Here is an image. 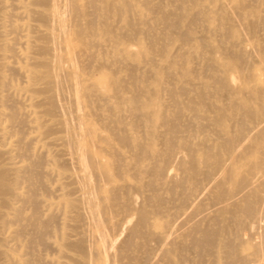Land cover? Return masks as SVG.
I'll list each match as a JSON object with an SVG mask.
<instances>
[{
	"label": "bare ground",
	"instance_id": "obj_1",
	"mask_svg": "<svg viewBox=\"0 0 264 264\" xmlns=\"http://www.w3.org/2000/svg\"><path fill=\"white\" fill-rule=\"evenodd\" d=\"M6 1V0H5ZM21 1V0H20ZM98 1H100V4H101V1L102 0H97V2ZM116 0H103L102 1V6L100 5V7H99V9H97V10H100L101 11V13H99L98 11V14L100 15H102L101 17L102 18H100V20L99 19H97V20H99V23H98V28H96L97 30H96V32H95V27H93V26H97V25H93V23L92 22H95V21H93V19H94V17H96V16H94L93 14V16L94 17H92V15L90 16V14L92 13V12H94V11H89V12H87V13H90V14H88L87 15V13H86V11H85V9L87 8V7H92V6H87V4H89V5H94V7L95 8H97L95 5L96 4H94V3H91L92 2V0H64L63 1V5H62V3H57V2H62V0H32L31 2H30V4L32 3V5L33 6H31L30 4V6L29 7H33V8H31L32 10H33V12H35V13H33V12H31L30 14L33 16V14H35V18H34V16L33 17H30V18H33V20L34 21H36L37 22V24L38 25H35V24H32V20L31 19H29V21L31 22L30 24H31V26L33 25V26H37V27H35V28H37V29H35V30H38V29H40L41 27L43 28V31L40 29V30H38V32L39 31H42V33H40V37L39 36H35V37H37L38 39H40V40H43L44 42H42V41H40V42H42V44L41 43H39V44H34V42H31V41H35V42H37L36 41V38H34V37H31L32 38V40L31 41H29L28 40V42L27 41H25L23 44L22 43H20V41H19V43H17V44H21V46L22 45H24V51H25V54H24V57L23 56H19L18 58L19 59H23V60H25V61H27V63L28 64H26V65H22V66H15V59L17 58V57H15L14 55H7V56H12V59H13V57H15L14 58V62L12 63V61H10V63H12V64H14V65H10V64H8L7 62L8 61H3V60H5V59H3V56L4 55H6L7 54V52H9L10 54L12 53V51H11V49H10V47H11V44H8V43H0V86H3V84H4V82H5V75H4V73H3V70L4 69H6V68H8V70H11L12 69V71H9L8 73H12V72H15V74L14 73H12V75H17L18 73L17 72H19V74H21V76H22V78H23V81H24V83H25V85H23V86H26L27 85V87L25 88L26 89V91H28V92H31V93H41V92H47L48 93V95H46V97H42V98H44V99H42L41 97V99L42 100H38L37 101V103L38 104H35L34 106H36V105H38V106H40L41 104V107H43L42 108V111L40 112V114L41 113H43L44 114V116L48 119V117L47 116H50V117H52V116H58L57 115V113L58 112H61L62 114H63V117H64V115L65 116H68L67 114L69 113H66V111H68L67 110V107H65V105H63V107L60 105V96H61V90H66L67 89V87L66 86H64V87H66V89H64L63 88V85H65V84H63L62 82H63V80H65V77H63V76H61V75H63V72H64V68H65V74H66V76H67V82H68V84H69V90H70V94H68L67 92H65V93H67V95H66V100L68 99V95H71L70 96V100H69V102L71 101V104H72V111H70V115H71V112H73L72 114V117H73V119L72 120H74V124H73V122H72V120H70L69 119V121H71V125L72 126H70L69 124H68V121L66 120V117L65 118H63V117H60V116H58L57 118H59L60 117V121L58 120L57 122H59L58 124H57V122H56V124H57V126H59L60 128L62 127V130H63V132L62 133H64L65 132V134L64 135H66V141H65V144H64V142H62L65 146H67V145H71L72 147H73V151H72V153H73V155H69V156H72V158H71V161H70V158H69V160H63L62 159V161H70L69 163H72L73 165V167H74V169H72L73 167H71V168H69V169H72L73 170V173H67V172H69V171H67L66 173L64 172V174H67L68 176H66V175H64L63 177H67L68 179H70V181H74V182H72V183H74V184H76L77 186H76V190H75V192H76V194L78 195H76L75 196V198H69L68 196H63L62 198H60V199H58V201H55V203H52L51 204V202H50V204H49V207L50 208H48V209H56V210H58L60 213H61V215H62V217L64 218V220H63V222H61L60 223V226H59V228H57V231H56V233H53L54 235V240H52V241H50V243H45V245L44 246H47L48 247V244L50 245V248H54L53 250L52 249H50V248H48V250H51V251H56L57 252V255H58V257H57V259H55V260H53V261H51V262H53L54 264H139L140 262H142L141 260H143V259H141V260H139L141 257L142 258H144L145 256L144 255H148L149 254V252H150V250L151 249H153V248H155V249H158V248H160L161 246L160 245H163V247H161L160 249L161 250H165L166 248H164L165 246V244H160V243H158L159 241L162 243V242H164V240H168V239H172V237H170V238H168V239H165V238H167V237H169V236H173V237H175L176 236V234H177V232H178V234H180L179 232H181L182 234L181 235H186L188 232L187 231H190V230H187V228L185 229L186 231V233H183L180 229H182V228H180L182 225H181V223L179 224V225H181L180 227L177 225L174 229H177V227H179L178 228V231H176V233H174V231L175 230H172L173 231V233L175 234V235H173V233H171V234H167L168 236H165L164 234H166V227L167 226H163L164 224L165 225H167L168 224V222H164V220L165 221H167L166 219H167V217L164 219V220H162L163 222H164V224H162L161 225V221L160 220H158V218L159 217H161L162 216V211L160 210V205H162V203H161V201H162V199H161V197L159 196L160 194H161V191H160V194L158 195L157 193H155V191H153V190H156L155 188H157V187H155L157 184H155L156 182L155 181H157V179L160 177V176H162V175H164V177H166L167 175H169V177H172V176H174V174H169V173H167V171H168V169L169 168H171V164H173V166L174 167H172V168H175V167H177L176 165H175V163L177 164V163H180L179 161L181 160V161H184V159L181 157V156H178V157H180L179 159V161L177 162V161H174L173 162V158L171 159L170 158V156L167 158V155H169V154H175V153H173L172 152V150L173 151H178L179 152V149H181L182 147H180V145H179V149H175V148H173V146L174 145H172L174 142L176 143L177 141V139L178 138H176L177 136H175L174 137V135L176 134L175 132L177 131V129L179 128V124H177L178 125V128L176 127V124L175 123H178V122H180V121H177V119H179L180 117V114H179V112L178 111H174V110H176L173 106H171V107H173L174 109L172 110V111H174V112H172V111H170V112H168L167 114H169V113H173L172 114V121H168V120H171V118H165V113H163L164 111H163V109H167L166 107H162V105L164 106V104L161 102V100H163V98H168L167 97V95H168V92H166L164 95H162L163 97H161L160 95L162 94H160L159 92H161L160 90H162V89H164V88H162V89H159V87H160V85L162 86V87H165V85H163V83H162V81L164 82V84H165V82H168L169 83V81L171 82V80L172 81H175V80H173V77H174V74H178L179 76L178 77H180V78H182V79H180L179 81L178 80H176V81H178V82H180V83H178V82H176L177 84H181V88H179V86H178V89H177V87L176 86H174V87H176V91L179 93V97H177V98H179V99H182L181 101L180 100H178V101H180V102H176L175 103V106L179 103V104H181L182 103V101H185V99H183L182 98V96L184 97L185 95V97H188L187 99V107L189 108V109H187V107L186 108H181L182 110H184V109H187V110H190V112H193L192 114L193 115H195V117H198L199 118V120H196L197 122L198 121H201V122H198V123H196V121H195V123H191V124H197V127H198V129H199V131H201V132H204V133H210L209 135H211V134H213V135H216L217 137H218V135H220V136H227V133L229 132L228 131V128H230V126L228 127V124H227V122H228V119L231 117L230 116V113L231 112H233V113H241V115L244 117V119H249V121H250V119H252V118H260V117H262L261 115L263 114L264 115V108H262V109H260L261 107L260 106H256V107H260V108H258L257 110H253V108L251 109V104H253V103H255V101H254V99H253V103L252 102H250L249 101V99H250V97H248V101L251 103H249L248 101H246V105L248 106V105H250L249 106V108L251 109V111H247L246 110V108H245V98H244V96L242 95V88H239V89H237L236 88V90H237V96H239V100L237 101V103L234 105L232 102H233V100L234 99H230L231 98V96H233V95H229L230 97H229V99L230 100H232V107H231V110L229 109L230 107H228V109L227 108H222V105H218V103H219V99H221V97H226V98H228L227 97V95L228 94H230V93H232V91H233V89H235V87H234V75L236 74V73H238V70H239V68H240V63L242 62H240V58L237 56V55H234V56H232L231 54H227V53H225L222 57L224 58H217V56H216V54L218 53L219 54V56L221 57V55H220V53H219V51L217 52V50L218 49H220V48H222V47H224V46H221L220 48L218 47V46H216V47H211L210 46V48L211 49H207V47H206V45L205 44H203V43H197V42H194L193 41V39H194V35H196L195 33H200V31L199 32H196V30L195 31H193L194 30V28L193 27H195L196 28V26H193L194 25V21H198V20H195V17H196V14H194L195 13V9L193 10L194 11V13L192 12V10L191 11H188L186 8H185V3L187 2V1H189V0H176V2H178V1H181V4H180V2H179V4H180V6L179 5H177L175 2V4L174 3H172V7H177V9L175 10V11H177V10H179V12L177 11V12H175V11H173V9L174 8H171L172 9V11H171V9H169L167 6L168 5H166L165 7H167L166 9L165 8H162L161 6H164L166 3H164V5H162V4H160V2H159V5H161L160 7L162 8V9H164V10H161V9H158V7H159V5H158V7H156V5L154 6V5H152L153 4V0L152 1H150V3H151V5L150 4H148L149 2H147V0H141V1H144V2H142V3H145L143 6H145V7H143V8H146V10L147 11H149V13L151 12V14H149V16L150 15H154L153 13H154V11H156L155 13V15L157 16V15H160L159 16V19L157 20V19H154V21L155 22H157L158 21V23H159V21H160V23L162 22L163 24H165V26H163V24H161V26H163L164 28L166 27V29H164L162 32H166L165 30H167V32L166 33H164V34H166V36L164 35L163 36V38L165 39V37H166V40L163 42L161 39H162V35H163V33L161 34V42L162 43H165L164 45H166L165 46V48L167 47V48H170L171 46H168V44H166V43H168V42H166V41H169V40H167V39H170L169 37L170 36H176L175 38H177L178 39V41H180V43L182 44L181 46H186V45H188L187 47H189V48H183V50L185 49H187L186 51H183L184 53H182V52H180V51H182V50H180L179 51V53L178 54H174L175 55V57L173 58V59H171L172 57H170V55L168 56V58L169 59H171V60H169V59H167L168 61H167V64H168V66H165L166 68L168 67V69H167V76L168 77H170V78H172V79H170V78H168L169 79V81H166V79L163 77L164 75L162 74H153V73H151V72H149V69H148V72H147V69L146 68H144L145 70H146V75H148V73H150V74H153V76H150V75H148L149 76V79H150V77H152V81L154 82L153 84H154V87L153 88H149V87H147V86H144L143 85V83H145L146 81H148V79L147 80H145L144 81V79H146V78H148V76L146 77V78H144V79H137L135 76V78H133V82H132V84L131 83H129V82H127V83H121V82H123V81H121L122 79H120V77H118V76H116L115 75V73L116 72H119L121 69H120V67H118V68H116L115 67V70H113L114 68L112 67V68H110L111 66H109V64H110V62L112 61V62H117V61H119V64H121V63H124V62H120L123 58H127V57H132V62L133 61H135L136 63H139L140 61H142V60H145V57H146V53L148 52H151V51H154V50H151V51H148L149 49V45H147L148 43L147 42H151V39H149V37H147L148 35H146V37H143L142 35H144V34H139V32H142V33H145L146 32V30H144L143 31V29L142 30H140L139 28L140 27H142V28H144L145 26L144 25H142V24H145V25H147V26H149L148 24H147V22L149 21V20H151V18L150 17H153V18H155L154 16H150V17H147V20L148 21H146V23H144L145 21H141L140 19V21L141 22H143L142 24H141V22L140 21H138L137 19H136V21L137 22H140V24L138 25V24H136V25H138V29H139V31H138V35L137 36H142L141 38L142 39H144V38H146V40H144L145 41V43H146V45L144 44H142V43H139V44H137L135 41H132L131 42V40H133V38H131V40H129L130 38H128V39H126V38H123V39H125V40H127V42H128V40H129V42L130 43H136L137 45H138V48H137V50L134 52H131L132 50H130V51H128L127 49H124V48H122V46H120L119 48H116V47H118V45H116L113 49L112 48H110L109 46L106 48V49H108L109 48V50L110 49H112V51H110V53L108 52V50H107V52L109 53V58H107V56H105V55H103V53H101V52H99V53H97V54H93L94 55V57H95V64H94V66H92V67H90L89 65L92 63V62H90L89 64L87 63V61H85L86 59H84L83 58V55L84 56H86L85 54H90V53H86V46L87 45H89L88 43H87V38L90 36V35H92L91 37H95L93 34H96V33H98V35L97 36H99V38L97 39L96 38V40H99V42H101L100 41V39H102V41H104V42H107V44H109L108 42H111V43H113V44H115L116 43V41H111L112 39H109V38H112V37H107V38H105V36H110V34H113V36H116V34H114V30H112V32L113 33H111V29L110 28H112V27H110V26H112V24H114V23H112V21L113 20H111L110 21V23H112L111 25H110V23L109 24H107V19L109 18H112V16H116V15H112L111 17H109L108 15L110 14V13H115V12H118V11H121V12H123V11H127L128 9H135V4L134 3H131V2H129L128 0H123V2L122 1H120V0H117V3L115 2ZM118 1H120V2H122L121 4H119L118 3ZM135 1V0H134ZM138 0H136L135 2H137ZM141 1H139L140 3H141ZM157 1V0H156ZM169 1H171V0H169ZM193 1H195V0H193ZM197 1V0H196ZM202 1H204V0H201V2ZM208 1H210V0H208ZM218 1H220V0H218ZM217 1V2H218ZM223 1V0H222ZM225 1V0H224ZM228 2H230L229 0H227ZM237 1V4H236V6H235V8L233 7V9H234V11H236V12H238L239 14H240V16H241V18H239V20H238V16L239 15H237V13H235L236 14V16L237 17H235L234 16V11H233V9L232 10H228L229 12H233L232 14L233 15H231V14H227L226 13V10L224 9V7H223V9L221 8L219 11H211V13H213V14H208V13H206L207 14V16L206 15H202V18L205 20V21H207V22H210V24L212 25V29L211 28H209V26H208V28H206V26L204 27L205 28V30H204V28H202L203 29V31H208V30H206V29H210L211 31L210 32H217L216 30H221V35H223V34H227L228 36H233V35H236L237 34V37H238V34H239V36H241L240 35V32L238 31V30H242V28L241 29H237V31L239 32V33H237V31H236V29H234V27H233V25H236L237 23H235V22H238V23H241V22H239V21H242V25L245 27V29H243V30H246V32L248 33V34H251V35H253V34H255L254 32H255V26H256V23L258 22V23H264V16H261V15H259L260 13L257 11V10H255L254 11V8H252L251 6V8L249 9L248 7H249V5L251 4V5H253V3L251 2V3H249V5H248V3H246L244 0H236ZM243 1H244V3H243ZM255 1H257V0H255ZM254 1V2H255ZM260 3H258L259 5H257V7L259 6H261L262 8H263V12H264V0H258ZM257 1V2H258ZM0 2H1V0H0ZM3 2V1H2ZM139 2H137V3H139ZM166 2V1H165ZM171 2H173V1H171ZM207 2V1H206ZM12 2H10V4H11ZM155 3V2H154ZM162 3H163V1H162ZM204 4H208V6H211V5H213V3H214V1L212 0V4H209V3H205V2H203ZM220 3H221V1H220ZM25 4V3H24ZM131 4H134V5H132L131 6ZM155 4H158V1L155 3ZM171 4V3H170ZM192 4H195L194 2L192 3ZM1 6H3V9L5 10V7H4V4H0ZM34 5H36L38 8H36ZM99 5V4H98ZM141 5L142 4H140V7H141ZM174 5V6H173ZM197 5H199V4H196L195 5V8H196V6ZM256 5V4H255ZM6 6H8V5H6ZM12 7H15L14 5H11ZM39 6H41V7H43V10H42V8H39ZM85 6H86V8H85ZM131 6V7H130ZM178 6H179V8H178ZM192 6V5H191ZM207 6V7H208ZM214 6V5H213ZM216 6H217V4H216ZM216 6H214V7H211V8H217ZM229 6V5H228ZM171 7V6H170ZM198 7V6H197ZM200 7V6H199ZM258 7V8H259ZM1 9H2V7H0ZM17 8H19V6L17 7ZM17 8H15V9H17ZM34 8H36V9H38V11L36 10H34ZM230 9H231V7H229ZM2 9V10H3ZM30 8H28V10H29ZM40 9H41V11H40ZM89 9V8H88ZM94 8L92 7V8H90L89 10H93ZM203 10H204V8H202ZM201 8H200V10H201V12L203 11ZM248 9V10H247ZM252 9V10H251ZM13 10V9H12ZM11 10V11H12ZM45 10V11H44ZM145 10V9H144ZM144 10H142V12L144 11ZM146 10L144 11V12H146ZM166 10H168V11H166ZM196 10H198V9H196ZM199 10V11H200ZM251 10V11H250ZM29 11H31V10H29ZM135 11H137V10H135ZM206 11V10H205ZM210 12V10H207L206 12ZM3 11H1L0 12V14L2 13ZM120 12V13H121ZM128 12H129V10H128ZM128 12L126 13V14H128ZM201 12H199V13H201ZM204 12V11H203ZM261 12V11H260ZM263 12H262V14H263ZM9 13V12H8ZM11 13V12H10ZM33 13V14H32ZM67 13V17H65V14ZM95 14H97L96 12H94ZM131 14H129V18H131L132 16V11L130 12ZM140 13V12H139ZM12 14H13V12H12ZM119 14V13H118ZM117 14V15H118ZM126 14H124L125 16H127ZM135 14L137 15L138 14V11L137 12H135ZM147 14H148V12H147ZM15 15V14H14ZM21 15V14H20ZM30 15V16H31ZM124 15H122V16H124ZM139 15V14H138ZM144 14H142L141 16H143ZM146 15V14H145ZM209 15H212V16H209ZM234 16L233 18H234V23L233 24H231V20H230V18L229 17H231V16ZM87 16L89 17H92V20H88V19H90V18H87ZM141 16H138V17H141ZM148 16V15H147ZM15 17H17V16H15ZM22 17V16H21ZM25 17V16H24ZM98 17V16H97ZM106 17H108V18H106ZM118 17V16H117ZM121 16H119V18H120ZM137 17V16H136ZM7 18H9V20H10V18H11V16H9V17H7ZM118 18V19H119ZM129 18H127V19H129ZM198 18H199V16H198ZM0 19H1V15H0ZM5 19V18H4ZM108 19V20H109ZM117 19V18H116ZM118 19H117V21H118ZM143 19H144V16H143ZM202 19V20H203ZM237 19V20H236ZM241 19V20H240ZM115 20V19H114ZM120 20V19H119ZM130 20V19H129ZM134 20V19H133ZM153 20V19H152ZM202 20H201V24H202ZM4 21V20H3ZM8 20H6V21H4V22H7ZM14 21V20H13ZM28 21V22H29ZM117 21H114V22H117ZM128 21V20H127ZM135 21V22H136ZM154 21H152V22H154ZM200 21V20H199ZM197 22V23H199L200 24V22ZM35 22V23H36ZM97 22V21H96ZM120 22V21H119ZM135 22H131V23H135ZM151 21H149V23H150ZM151 22V23H152ZM182 22L184 23L183 25L185 26L184 28V31H182L181 29H179L178 30V27L179 28H181V27H183V25H181V27L180 26H178V25H180V24H182ZM204 22V21H203ZM22 23V22H21ZM26 23V22H25ZM34 23V22H33ZM118 23V22H117ZM125 23V22H124ZM127 23H129V25L131 24L130 22H127ZM127 23H125V25L127 24ZM150 23V24H151ZM158 23H156L155 25H157ZM159 23V24H160ZM261 23V24H262ZM4 24V23H3ZM10 24H12V23H10ZM29 24V25H30ZM108 25H110V26H108ZM115 25H119V29L121 28H125L126 26H121L120 25V23H118V24H116L115 23ZM122 25H124V24H122ZM128 25V24H127ZM128 25V26H129ZM132 25H135V24H131V26L130 27H132ZM153 24H151L150 26H152ZM8 26V25H7ZM30 26V27H31ZM114 26V25H113ZM121 26V27H120ZM146 26V27H147ZM158 26H160V25H158ZM193 26V27H192ZM259 26H260V24H259ZM130 27H129V29L126 27V29H128V30H125V29H123L124 31H132L131 33H129V34H134V32H133V30H130ZM157 27V26H156ZM156 27H152L153 28V30H155V29H157ZM163 27H161L162 29H163ZM201 27V26H200ZM264 27V26H263ZM263 27L261 26V28H259L260 30H263ZM34 28V27H33ZM116 28V27H115ZM135 28V27H134ZM134 28H132V29H134ZM155 28V29H154ZM216 28V29H215ZM236 28V27H235ZM258 28V27H257ZM20 29V28H19ZM112 29H114V28H112ZM120 29V30H121ZM150 29V28H149ZM259 29H257V30H259ZM14 30V29H13ZM13 30H10V31H13ZM117 30V29H116ZM123 30H121L123 33H125ZM136 31H137V29H135ZM148 30V29H147ZM150 30H152V29H150ZM159 30V29H158ZM197 30H198V28H197ZM213 30H215V31H213ZM243 30L241 31V34H242V32H243ZM9 31V33H12V32H10ZM121 31H119L118 30V32H117V34H120V32ZM193 31V32H192ZM20 32V31H19ZM29 33L30 32H32L31 30H29L28 31ZM148 32H150V31H148ZM156 32V31H155ZM209 32V31H208ZM209 32V33H210ZM259 33H260V31H258ZM257 31H256V33H258ZM5 33V30H4V26L2 25V24H0V38L1 37H4L3 36V34ZM18 32H16V34H17ZM27 33V32H26ZM29 33H27V34H29ZM33 34H35L34 32H32ZM127 33V32H126ZM125 33V35H128V33L126 34ZM151 33H153L154 34V32L152 31ZM156 33H158V32H156ZM219 33H220V31H219ZM263 33H264V30H263ZM13 34H15V33H13ZM16 34H15V36L14 37H16L14 40H16L17 39V36H16ZM31 34V33H30ZM36 34H38V33H36ZM147 34V33H146ZM153 34L151 35L152 37H154L153 36ZM191 34H194L193 36L191 35ZM215 34H218V33H215ZM260 34H262V33H260ZM7 35H9V34H7ZM6 35V36H7ZM32 35V34H31ZM30 35V36H31ZM121 35H122V33H121ZM120 35V36H121ZM136 35V33L134 34V35H131V36H135ZM150 35V34H149ZM158 35H160V33H158ZM118 36V35H117ZM119 36V38H121ZM123 36V35H122ZM199 36H202L201 34L199 35ZM214 36V35H213ZM224 36V35H223ZM11 37H13V36H11ZM58 37V39H60L61 40V44H60V42H59V45H61L60 46V50H59V48L57 47L58 46V44L55 46V48L57 47L58 48V51L60 52L59 54H57V56H53L54 54H56V53H58V52H53V53H49L50 55H52V57L51 58H44V57H42V58H44L43 60L39 57L38 58V56H44L46 53H48V51L49 50H51V49H49V47H47L46 45H50V43L52 44V45H55V40H56V38ZM91 37H89V38H91ZM125 37V36H124ZM128 37H130V36H128ZM136 37V36H135ZM159 37V36H158ZM203 37H205V34L202 36V38ZM249 37V36H248ZM256 37H259V40L262 38H264V34H263V37H261V35H259L258 34V36L256 35ZM5 38V37H4ZM35 40H34V39ZM114 38V40H115V38L116 37H113ZM118 38V37H117ZM118 38V39H119ZM151 38V37H150ZM174 38V37H173ZM175 38L173 39V41H175ZM199 38H201V37H199ZM215 38V37H214ZM219 38H222V37H220L219 36ZM244 38H245V35H244ZM255 38V37H254ZM2 39V38H1ZM5 39H8V38H5ZM147 39H149V40H147ZM153 40L155 39V38H152ZM158 39V38H157ZM163 39V40H164ZM208 39V38H207ZM233 39H234V37H233ZM235 39H237V38H235ZM240 39V38H239ZM262 39H261V43H262ZM117 40V39H116ZM120 40H122V38L120 39ZM135 40V39H134ZM139 42H140V40L139 39H137ZM195 40V39H194ZM213 41H215V43H216V40L215 39H212ZM211 40V41H212ZM226 40V39H225ZM227 40H229V39H227ZM241 40H243L242 38H241ZM241 40H238V42L239 41H241ZM247 39H245V40H243L242 41V43L244 42V43H246L245 41H246ZM249 40H252L251 38L249 39ZM256 40H258V39H256ZM4 41V40H3ZM2 41V42H3ZM57 41V40H56ZM143 41V40H142ZM143 41V42H144ZM147 41V42H146ZM155 41V40H154ZM154 41H152V42H154ZM177 41V42H178ZM192 41V42H191ZM199 41H201L200 39L198 40V42ZM207 41H209V40H207ZM236 41V40H235ZM253 41L255 42V40H252V42L251 41H249V42H251V43H253ZM1 42V41H0ZM7 42V41H6ZM14 42H16V41H14ZM39 42V41H38ZM115 42V43H114ZM118 42V41H117ZM120 42H123V43H126V42H124V41H120ZM158 42H160V41H158ZM161 42H160V45L162 46V44H161ZM229 42H230V40H229ZM238 42H236V44H239ZM248 42V41H247ZM257 42H259L260 43V41H257ZM263 42H264V40H263ZM32 43L34 44V45H32ZM46 43H49V44H46ZM98 43V42H97ZM119 43V42H118ZM134 43V45H136ZM156 43V42H155ZM171 43H172V37H171ZM170 43V44H171ZM176 43V42H175ZM179 43V42H178ZM177 43V44H178ZM206 43V42H205ZM211 43V42H210ZM260 43V44H261ZM14 44V43H13ZM46 44V45H45ZM100 44H102V43H100ZM169 44V45H170ZM176 44V45H177ZM241 44V43H240ZM264 44V43H263ZM15 45V44H14ZM14 45H12V46H14ZM52 45H51V47H52ZM99 45V44H98ZM122 45H124V44H122ZM150 45H151V43H150ZM156 46H158L157 44H155ZM175 45V46H176ZM216 45H217V43H216ZM242 45V44H241ZM249 45H253V44H249ZM249 45H248V47H249ZM90 46H94V45H91L90 44ZM90 46H88V47H90ZM105 46H107L106 45V43H105V45H101V47H105ZM151 46H153V47H155L154 46V44H152ZM160 46V47H161ZM254 46L255 45H253V48H254ZM259 46H264V45H259ZM111 47H113V46H111ZM137 47V46H136ZM91 48V47H90ZM121 48V49H120ZM171 48H173V46L171 47ZM179 48V47H178ZM178 48H173V49H178ZM181 48V49H182ZM225 48V50H230V49H227L226 47H224ZM229 48V47H228ZM238 48H239V46H238ZM237 48V49H238ZM240 48H243L242 46H240ZM239 48V49H240ZM255 48H256V46H255ZM257 48H258V45H257ZM262 48V47H261ZM12 49H14V48H12ZM16 49V48H15ZM91 49H93V48H91ZM96 49V48H95ZM93 50L94 52H97L96 50ZM155 49H157V47H155ZM164 49V47L162 48V50ZM231 49H232V47H231ZM235 49V48H234ZM234 49H232L233 51H234ZM237 49H235V50H237ZM238 49V50H239ZM247 49H249V48H246V50ZM250 49H252V47L250 46ZM259 49V48H258ZM258 49H256L257 51H258ZM20 50V49H19ZM86 50V51H85ZM158 50V49H157ZM156 50V51H157ZM162 50H160V51H162ZM165 50V49H164ZM168 50V49H167ZM220 50H222V49H220ZM243 50L244 51H246L244 48H243ZM254 50V49H253ZM260 50V49H259ZM21 51V50H20ZM53 51H55V50H53ZM93 51H89V52H92L93 53ZM155 51V52H156ZM159 51V50H158ZM157 51V52H158ZM170 51V50H169ZM169 51H167V52H169ZM175 50H172L171 51V53H173ZM241 51V53H244V51L242 52V49L240 50ZM15 52H18L17 51V49L15 50ZM52 52V51H51ZM155 52H152L153 54H157V52L155 53ZM162 52H165V51H162ZM203 52H206L207 54H208V57H206V58H202L201 59V63L202 64H205V66L203 67V68H205L206 69V67H208V68H211V69H209V70H211L210 72L213 74V72L212 71H215V70H217V71H221L222 72V74L223 75H220V76H218L219 78H217V77H214L213 75L212 76H210V72L208 71L207 73H210L209 74V76H208V74H204L208 79H210V80H212V82H211V84L209 83V82H205V81H203V80H201V82L199 83V84H197V85H194V86H192V84H190L191 83V80H192V78H194L193 77V72H195V71H198L199 73H200V71H203L204 69H202V70H195V71H193L192 72V69L191 68H193L192 66H191V64L192 63H194L193 61H196L197 63H200L199 61V57L200 56H202V54H203ZM225 52H227V51H225ZM231 52V51H230ZM247 52L248 51H246V53L245 54H247ZM249 52H250V50H249ZM248 52V53H249ZM255 52V51H254ZM19 53V52H18ZM85 53V54H84ZM105 53V52H104ZM147 53V54H148ZM151 53V54H152ZM175 53V52H174ZM205 53V54H206ZM232 53V52H231ZM251 53V52H250ZM250 53L248 54V56L247 55H245V56H247V57H245L246 59H248L249 58V56L250 57H253V56H251L250 55ZM21 54V53H20ZM31 54H35V56H37V57H34L33 55H31ZM106 54V53H105ZM151 54H148V55H151ZM163 54V53H162ZM166 54V53H165ZM261 56H259V55ZM258 54H257V52H256V56H257V58H259V63H258V61H257V63L258 64H260L261 62H263L264 60V47L258 52ZM21 55H23V54H21ZM47 56H49L48 54H46ZM92 55V54H91ZM90 55V56H91ZM93 55H92V57H93ZM173 55V54H172ZM171 55V56H172ZM173 55V56H174ZM243 54H241V56H242ZM243 55V56H244ZM152 56V55H151ZM151 56H147V58H148V60L150 59L151 60ZM158 56H162L160 53H158ZM259 56V57H258ZM93 57V58H94ZM155 57L157 58V55H155ZM203 57H204V55H203ZM230 57V58H229ZM3 60H2V59ZM4 58H6V57H4ZM8 58V57H7ZM86 58V57H85ZM162 58V57H161ZM196 58V59H195ZM260 58H263L262 59V61L260 62ZM11 59V60H12ZM131 59V58H130ZM255 59V58H254ZM254 59H251V61L253 60V62L256 60H254ZM85 61V63H84V61ZM123 60H125V59H123ZM129 60V59H128ZM147 60V59H146ZM152 60L153 61H158V60H154L153 59V56H152ZM199 60V61H198ZM244 60V59H243ZM160 61H163V60H159V62ZM246 61V60H245ZM244 61V62H245ZM22 62V61H21ZM89 62V61H88ZM125 62H126V60H125ZM148 63L150 62V61H147ZM152 62V61H151ZM247 62V61H246ZM18 63V62H17ZM128 63V64H127ZM136 63H134V64H136ZM142 63V62H141ZM158 63V62H157ZM200 63V64H201ZM249 63H251L250 62V59H249ZM255 63H256V61H255ZM76 64V65H75ZM116 64H118V63H114V64H112V66H120V65H116ZM129 63V61L128 62H126V64H124V65H128V66H132V64H130ZM144 64V63H143ZM150 64V63H149ZM149 64H147L148 66H149ZM153 64H156V63H152V64H150V67L149 68H153L154 69V67L153 66H155L156 67V65H158V64H156V65H153ZM164 64V63H163ZM165 64H166V61H165ZM194 64H196V63H194ZM193 64V65H194ZM246 64H248V63H246ZM245 63H244V67H248L247 65H246ZM249 65V64H248ZM252 65V64H251ZM250 65V66H251ZM254 65H256V64H254ZM109 66V67H108ZM128 66H123L122 68H125V70H132V69H134V68H132V69H130V68H128L127 69V67ZM249 66V67H250ZM263 66H264V64H263ZM262 66V67H263ZM16 67V68H15ZM133 67H135L136 69H138L137 67V65L136 66H134L133 65ZM165 67H163V68H165ZM241 67L243 68V65H241ZM248 67V68H249ZM252 67V66H251ZM254 67V66H253ZM142 68V67H141ZM141 68H140V70H141ZM157 68V67H156ZM154 69V70H152L153 72L154 71H156V70H159L158 68L157 69ZM159 68H161L160 66H159ZM194 68L196 69V67H195V65H194ZM202 68V67H201ZM208 68L206 69V70H208ZM241 68V69H242ZM245 68V69H246ZM86 69H89V70H91V73H96V72H98V73H102L104 76H106L107 78H108V82H109V85L108 86H106L107 88H100V87H98V86H96L95 85V83L94 82H91V81H93V80H95V79H91L89 76H88V79H87V81L89 80V79H91V83H94V84H91V85H89V83L87 82L86 84L84 83V81L86 82V78L84 79V77H83V75L86 73V72H88V71H86ZM116 69H120L119 71L117 70L116 71ZM239 70L240 72H242L243 70ZM250 69V68H249ZM256 69H261V68H256ZM247 70V69H246ZM246 70H245V72H246ZM252 70V69H251ZM262 70V69H261ZM5 71H7V70H5ZM86 71V72H85ZM122 71V70H121ZM144 71V70H143ZM217 71H215V72H217ZM219 71V73H221ZM256 71V70H255ZM255 71H247L248 72V74L249 73H251V74H249V79H251L250 78V75L252 76V73H255ZM258 71V70H257ZM123 72V71H122ZM129 73H130V71H128ZM133 72V71H132ZM158 72V71H157ZM160 73L161 72H163V70H161L160 69V71H159ZM158 72V73H159ZM214 72V73H215ZM246 72V73H247ZM259 72H262V71H260L259 70ZM17 73V74H16ZM97 73V74H98ZM119 73H121V72H119ZM133 73H138V72H136V71H134ZM243 73H244V71H243ZM242 73V74H243ZM256 73H258V72H256ZM122 74H124L125 75V77H127V73H126V71H124V73H122ZM131 74V73H130ZM144 74H145V71H144ZM144 74H143V76H140V75H142V74H139L138 73V78H140V77H145L144 76ZM201 74H203V72L201 73ZM241 74V73H240ZM261 74V73H260ZM263 74H264V72H263ZM263 74H261V75H263ZM87 73H86V77H87ZM90 75H92V74H90ZM96 75V74H95ZM129 75V74H128ZM131 75H133V74H131ZM130 75V76H131ZM135 75V74H134ZM169 75H173L172 77L171 76H169ZM197 75V74H196ZM239 75V74H238ZM245 76H243V77H246L247 75L246 74H244ZM254 76L256 75V74H253ZM258 75V74H257ZM11 76V74L10 75H8L7 77H10ZM17 76H20V75H17ZM198 76H199V74H198ZM198 76H196V78L197 79H199L198 78ZM237 76V75H236ZM235 76V77H236ZM240 76H242V75H240ZM61 77H63V78H61ZM99 77V76H98ZM121 77H123V75H121ZM257 77V76H256ZM259 77V76H258ZM257 77V78H258ZM11 78V77H10ZM15 78V76L13 77V79ZM100 78V77H99ZM129 79L131 78V77H128ZM164 78V79H163ZM167 78V77H166ZM239 78V80H240V77H238ZM248 78V77H247ZM247 78H245V82H246V79ZM263 78H264V75H263ZM262 78V82H264V79ZM63 79V80H62ZM125 79H127V78H125ZM135 79V80H134ZM177 79V78H176ZM195 79V78H194ZM237 79V78H236ZM259 79V78H258ZM62 80V81H61ZM105 80V79H104ZM128 80V79H127ZM165 80V81H164ZM181 80H183V82L181 81ZM243 80V79H242ZM17 81V80H16ZM251 80H249V82H250ZM7 83L9 82V80H7L6 81ZM65 82V81H64ZM97 82H99V81H97ZM106 83H108L107 81H105ZM183 84H182V83ZM213 82H214V84H213ZM240 82V81H239ZM254 82V81H253ZM262 82H259L258 84H262V85H264ZM150 83H152V82H150ZM172 83V82H171ZM170 83V84H171ZM9 84V83H8ZM21 84H23V83H21ZM67 84V85H68ZM129 85V84H131V86H133L132 88H130V91H128L127 92V89L123 86V85ZM148 84H149V82H148ZM173 84V83H172ZM185 84L186 85H188V86H190L191 85V87H194V88H191V89H194V91H193V94L191 93V98H190V96H189V93L187 92V91H190L189 90V87L188 86H185ZM246 84L248 85V82H246ZM254 84V83H253ZM15 85V84H14ZM17 85H18V82H17ZM94 85V86H93ZM99 86H101V85H104V84H98ZM146 85V84H145ZM174 85V84H173ZM173 85H168V87H170V86H172L173 87ZM184 85V86H183ZM261 85V86H262ZM20 86V85H19ZM130 86V87H131ZM138 86V89L137 90H133V88H135V87H137ZM244 86V85H243ZM255 85H253V86H251V87H254ZM4 88H7V87H5V86H3ZM13 88H14V86H12ZM11 87V88H12ZM16 88H17V86H15ZM168 87H166V89L168 88ZM172 87H170V88H172ZM250 87V86H249ZM249 87H243V89H245V88H248L249 89ZM257 86H255V88H256ZM264 87V86H263ZM263 87H261V88H263ZM63 88V89H62ZM169 88V89H170ZM258 88V87H257ZM261 88H259V90H261ZM21 89H23V88H21L20 87V90ZM252 89V88H251ZM9 90V89H8ZM255 90V89H254ZM256 90H258V89H256ZM258 90V91H259ZM3 91V90H2ZM17 91V90H16ZM173 91L174 90H172V89H170V94L172 95V94H175V97H173V95H172V100H174L173 102L171 101V98H168L169 99V102L171 101L172 103H174L175 102V99H177L176 98V94H177V92L175 93H173ZM253 91V90H252ZM263 91V90H262ZM5 92H6V89H5ZM13 92H15V91H13ZM63 92V91H62ZM110 92H112V94L110 93ZM181 92H182V94L183 95H181ZM192 92V91H191ZM255 92H257V91H255ZM254 92V93H255ZM18 93H19V90H18ZM47 93H45V94H47ZM188 93V94H187ZM247 93H248V90H247ZM253 93V92H252ZM260 93V91L258 92V94ZM8 94H10V93H8ZM160 94V95H159ZM168 95L169 97L171 96V95ZM185 94V95H184ZM256 95H254L255 96V98L257 99V98H262L261 97V95L259 94V96H258V94L257 93H255ZM261 94H264V91H263V93H261ZM193 95V96H192ZM250 95V94H249ZM42 96H44V95H42ZM63 96H64V94H63ZM95 97V100L94 101H91L90 99L91 98H89V97ZM165 96V97H164ZM180 96H181V98H180ZM243 96V97H242ZM246 96V95H245ZM263 96V98H264V95H262ZM11 97H13V96H11ZM224 97V98H225ZM111 98L113 99L114 98V100H111ZM253 98V97H252ZM252 98H251V100H252ZM262 98V99H263ZM13 99V98H12ZM33 99H35V98H33ZM89 99V100H88ZM161 99V100H160ZM1 100H3V99H1ZM7 100H9V99H7ZM6 100V101H7ZM18 100V99H17ZM36 100V99H35ZM62 100H65V99H62ZM61 100V101H62ZM65 100V101H66ZM228 100V99H227ZM259 100V99H258ZM257 100V101H258ZM10 101V100H9ZM164 101H166V99H164ZM221 101V100H220ZM13 102H15V98H14V101ZM23 102V101H22ZM21 101H20V103H22ZM33 102H35V101H33ZM39 102H40V105H39ZM69 102H68V104H69ZM97 102V103H96ZM169 102L167 103V102H165V103H167L166 105H168L169 104ZM221 102H225V99H222V101ZM227 103L226 104H228V103H230L229 102V100L228 101H226ZM235 102V101H234ZM184 103L185 102H183V106L182 107H185V105H184ZM223 103H221V104H223ZM258 103H260V102H258ZM258 103H257V105H258ZM4 104H6V103H4ZM9 104V103H8ZM7 104V105H8ZM15 104V103H14ZM32 104H34V103H32ZM66 104V103H65ZM186 104V103H185ZM9 105H12V103L11 104H9ZM224 105V104H223ZM229 105H231V104H229ZM228 105V106H229ZM254 105V104H253ZM6 106V105H5ZM221 106V107H220ZM2 107V106H1ZM8 108H9V106H7ZM6 107V108H7ZM10 107H12V106H10ZM22 107V106H21ZM65 107V108H64ZM123 107H127L128 108V110H130L131 112H127V116H128V114L129 115H131V117L133 116V115H135L134 116V119H132V120H130V121H125V118L123 117V114L126 112V110H124V108ZM181 107V106H180ZM225 107V106H224ZM226 107H227V105H226ZM15 108H16V106H15ZM14 108V106H13V108H11V109H14V112L13 113H17L16 112V109ZM62 108H64V109H66V111L64 110V109H62ZM177 108V107H176ZM10 109V108H9ZM30 109V108H29ZM36 109H38V107H36ZM126 109V108H125ZM177 109H179V108H177ZM225 109H227V111L228 110H230V113H228ZM23 110V109H22ZM38 110H40V109H38ZM187 110H185V111H187ZM253 110V111H252ZM2 111V110H1ZM7 110H5V112H6ZM123 111H125V112H123ZM169 111V110H168ZM180 111V110H179ZM133 112H135L133 115H132V113ZM200 112H202L200 115H199V113ZM39 113V112H38ZM123 113V114H122ZM189 113V112H188ZM188 113H186V115H184V112L183 113H181V115H183V117H184V119H185V121H188V123H189V121H191V120H186V119H190L191 117H186V116H188L187 114ZM233 113H232V115H233ZM6 114H9V113H6ZM22 114V113H21ZM26 114V113H25ZM32 114V113H31ZM37 114V113H36ZM198 114V115H197ZM3 114L1 113V115H0V117H3L2 116ZM11 115V114H10ZM13 115H16V114H12L11 116H13ZM29 115H30V113H29ZM60 115V114H59ZM125 115V114H124ZM197 115V116H196ZM21 116V115H20ZM23 116H26V115H24L23 114ZM33 116H35V115H33ZM170 116V115H169ZM190 116H192V115H190ZM5 117H7V116H5ZM27 117H29V116H26V118L25 119H27ZM39 116H37V118H38ZM44 117V118H45ZM70 117V116H69ZM130 117V116H129ZM179 117V118H178ZM4 118V117H3ZM12 118H15V117H12ZM16 118H17V115H16ZM21 118V117H20ZM32 118V117H31ZM133 118V117H132ZM237 118H238V116H237ZM23 119V118H22ZM21 119V120H22ZM25 119H23L24 121H25ZM56 119V118H55ZM168 119V120H167ZM193 119H196V118H193ZM3 120V119H2ZM5 120V119H4ZM3 120V121H4ZM11 120V119H10ZM15 120V119H14ZM17 120H19V119H17ZM30 120H32V119H30ZM44 119H42L41 121H43ZM126 120H129V119H127L126 118ZM135 120L137 121V122H135ZM139 120H140V122H139ZM11 121H13V120H11ZM51 121V120H50ZM54 121H56V120H54ZM176 121V122H175ZM184 121V120H183ZM184 121V122H185ZM205 123H204V122ZM249 121H247L248 122V124H249ZM259 121H260V119L258 120V125L260 124L259 123ZM263 121H264V119H263ZM263 121H262V119H261V121L260 122H262L263 123ZM18 122V124L16 123V122H13V123H15V127H17V125H22L23 124V126H25V124L24 123H26V122H23V123H21V124H19L20 122L19 121H17ZM30 122V121H29ZM34 122H35V124H36V128H38L39 129V127H40V125L43 123V122H39V121H37L36 119H34ZM182 122V121H181ZM180 122V123H181ZM246 122V123H247ZM255 122H256V120H255ZM2 123V122H1ZM10 123H12V122H10ZM31 123H33V122H31ZM41 123V124H40ZM46 123V122H45ZM202 123H204V124H202ZM253 124H255L254 122H252ZM251 123V124H252ZM261 123V124H262ZM48 124V123H47ZM52 124H55L54 122H52ZM52 124H50V125H52ZM56 124L54 125L56 128H58L57 126H56ZM187 124V123H186ZM229 124H232V123H229ZM247 124V125H248ZM253 124L251 125V126H253ZM260 124V125H261ZM4 125H6V124H4ZM31 125V124H30ZM34 125V124H33ZM42 125H45V124H42ZM41 125V126H42ZM61 125V126H60ZM161 125H163V126H165L164 128H166V126H167V131H165L166 133H165V135L168 133V135H169V137H165L163 140H162V137H159V139H161L162 141H163V144H164V146L166 147V149L164 148V146H162L161 147V145H163V144H161V143H159V141H154V139H155V137L156 136H158L159 134H162V133H164L163 131L164 130H166V129H163V127L161 126ZM188 125V124H187ZM256 125V124H255ZM259 125V127H262L264 124H262V126H260ZM8 126H12V125H8ZM46 126V125H45ZM45 126L43 127L44 129L42 130V128H41V130H42V132H45V130L46 131H49L50 130V128H48L49 130H47V128L45 129ZM47 126H49V125H47ZM159 126H161L162 127V133H159L158 132V130H159ZM184 126V125H183ZM183 126H180L181 128L183 127ZM189 126L191 127V125L189 124ZM233 126V125H232ZM245 126V125H244ZM244 126H239L238 128H237V130H236V134H234V135H236V137L234 138V137H231L230 138V136H228L229 138H227L225 141H224V144L223 145H221L220 147L221 148H223V150H226L227 152L229 151V152H232L233 150H232V148L233 147H235L234 146V144L233 143H236V141L237 140H240L241 139V137L243 136V130H244V132H245V134L247 133L246 131H245V127ZM21 127V126H20ZM20 127H17V132L18 131H20L21 129H20ZM55 127H52V128H54L55 129ZM188 127V126H187ZM189 127V128H190ZM194 127V126H193ZM235 127V126H234ZM233 127V129H231L232 131L231 132H233V130L235 129ZM244 127V128H243ZM258 127V126H257ZM18 128H19V130H18ZM22 128V127H21ZM27 128V129H26ZM26 128H22V129H26V131L29 129V127L27 126ZM31 128H34V127H31ZM58 129V130H61V129ZM185 128H186V126L184 127V130H180V131H178V132H181V133H183V131H186V132H184V133H187V130H185ZM247 128H248V126H247ZM247 128H246V130H247ZM250 128V127H249ZM252 128H254V126L252 127ZM263 128V127H262ZM1 129V128H0ZM7 129H9V128H7ZM158 129V130H157ZM193 129V128H192ZM194 129H196V128H194ZM191 130L193 133H194V131H197V130ZM259 130H260V128H258ZM2 130V129H1ZM58 130H54L53 132L54 133H57L56 131H58ZM189 130V129H188ZM262 130V129H261ZM263 130H264V128H263ZM12 131V130H11ZM22 131H25V130H22ZM37 131V130H36ZM235 131V130H234ZM249 131V130H248ZM255 131V130H254ZM3 132V131H2ZM13 132V131H12ZM61 132V131H60ZM161 132V131H160ZM230 132V133H231ZM11 133V132H10ZM24 132H21L20 134H23ZM38 133H40V132H38ZM49 133H50V131H49ZM53 133V134H54ZM175 133V134H174ZM180 133V134H181ZM188 133H190V132H188ZM195 133H199V132H195ZM203 133V134H204ZM229 133V134H230ZM249 133V132H248ZM252 133H253V131H252ZM255 133H257V132H255ZM254 133V134H255ZM0 134H1V132H0ZM9 134V133H8ZM48 134V133H47ZM47 134H46V136H47ZM51 135H53L52 134V131H51V133H50ZM49 134V136H51ZM141 134L143 135V137H144V139L146 140V142H144L145 144H144V146L143 147H141L140 145H138L137 143H141V141H137L136 142V140L139 138L140 140H143V139H141L140 137H142L141 136ZM4 135H6V133H4ZM33 135V134H32ZM41 135V134H40ZM54 135H57V134H54ZM61 135V134H60ZM183 136L185 135V134H182ZM195 135V134H194ZM197 135V137L199 138V134H196ZM206 134H204V136H205ZM231 135V134H230ZM249 135H251V132H250V134ZM7 136H9V135H7ZM24 136V135H23ZM45 136V137H46ZM49 136H47V137H49ZM160 136V135H159ZM183 136H181V138L183 137ZM252 136V135H251ZM250 136V137H251ZM257 136V135H256ZM3 137V136H2ZM20 137H21V135H20ZM19 137V138H20ZM41 137H43V134L41 135ZM45 137H43V138H45ZM59 137V139L61 138V137H64L63 135H61V136H58ZM179 137V139H181L180 138V136H178ZM186 136H184V138H185ZM189 137H191V136H189ZM194 136H192L191 138H193ZM202 137V136H201ZM247 137H248V134L246 135V139H247ZM8 138V137H7ZM7 138H2V139H7ZM27 138V137H26ZM43 138H42V140H43ZM56 138V137H55ZM158 138V137H157ZM156 138V139H157ZM173 138H175V141H173ZM197 138V139H198ZM206 138H208V137H206ZM226 138V137H225ZM256 138V137H255ZM25 139V138H24ZM47 139V138H46ZM45 139V141H52V140H46ZM48 139H51V138H48ZM54 139V138H53ZM57 139V138H56ZM56 139H54L53 140V142L51 143V144H54L55 142L54 141H57ZM63 139V138H62ZM155 139V140H156ZM189 139V138H188ZM194 139V138H193ZM202 139H205V138H202ZM243 139V138H242ZM245 139V140H246ZM251 139V138H250ZM12 140V139H11ZM21 140H23L22 138H20L18 141H21ZM26 140V139H25ZM31 140V139H30ZM29 140V141H30ZM61 140V139H60ZM214 140V139H213ZM248 140H249V138H248ZM253 140V139H252ZM252 140H251V142H252ZM259 140H264V133H262L259 137H258V140H255L254 139V141H259ZM181 141H183L184 143H186L185 141H187V140H185L184 141V139H181ZM247 141V140H246ZM1 142V141H0ZM15 142V141H14ZM42 141H41V138H40V142H38V144L37 145H39V143H41ZM191 142V141H190ZM195 142V141H194ZM194 142H191V146H198L197 148H198V150H194V151H192V150H183L184 152H186L185 154H188V152H191V153H193L192 155L193 156H189L190 157V160H189V162L185 159V161H184V163H180L181 165H178V166H180V170H185L186 169V172H187V174H185L186 176H188L189 174H190V176H188V179H186L185 178V175L183 174V176H184V178L186 179L185 181L188 183V185H186L185 186V181H184V183H183V185H184V187H187V189H186V191L185 190H181V191H183L184 193H187L185 196H184V201L182 202V200H180L181 201V203L182 204H187L186 203V201H188V203H190V201L192 202V200H194L193 198H195V196L193 195V194H195V195H198V194H196L195 192H197V190H198V187H201V185L200 184H202V182H204L203 184H205L204 185V187H207V186H209L208 188H202V189H206V191L209 189V188H214V189H211V191L212 190H215V187H213L212 186V183L210 182V184L208 183V181H206L207 183H205V181H201V180H203L202 178H204V176H206L207 178H208V174L209 175H211V174H213V175H215V178L213 179L212 178V180H215L217 177H216V175H220L221 177L222 176H225V177H223V178H221V179H226V177H227V174H219L218 173V171L217 170H219L220 168H224V166L225 165H227V164H224V162L220 159V158H218V156H217V153H216V151L214 150L215 149V147L216 146H218L219 147V144H215V145H213V147L214 148H208L209 146H206V144H205V141L203 140H200V142L198 143V141L196 140V142L198 143H195V144H193ZM207 142H209L208 140L206 141V143ZM241 142H243V141H241ZM245 142V141H244ZM244 142H243V146H244ZM250 142V140L248 141V143ZM263 143H264V141H262ZM17 143V142H16ZM29 143V142H28ZM27 143V144H28ZM43 143H44V141H43ZM46 143H48V142H46ZM49 143V144H50ZM62 143H60L62 146H63V144ZM67 143H69V144H67ZM154 143H156V145H158L157 143H159V148H160V150H159V148L156 146L155 147V144ZM174 143V144H175ZM179 143H180V141H179ZM212 142H209V143H207V144H211ZM256 143H258V142H256ZM4 144H6V143H4ZM4 144H1L0 145V148H1V146L2 145H4ZM30 146L31 145H34V148L36 149V143H34V144H31V141H30ZM48 144V147H50V146H52L51 144L49 145ZM55 144H57V143H55ZM54 144V145H55ZM60 144H58L57 146H61ZM67 144V145H66ZM161 144V145H160ZM178 144V143H177ZM177 144H175V145H177ZM7 145V144H6ZM9 145H10V143H9ZM8 145V146H9ZM18 146H19V143L17 144ZM26 144H24V145H21V147L22 146H25ZM42 145V144H41ZM40 145V147L42 148L43 146H41ZM44 145V144H43ZM53 145V147H56V146H54ZM138 145V146H137ZM142 145V144H141ZM212 145V144H211ZM247 145V144H246ZM245 145V146H246ZM259 145H261V143L259 144ZM263 145V144H262ZM261 145V146H262ZM17 146V147H18ZM36 146V147H35ZM45 147L47 146V145H44ZM64 146V147H65ZM181 146H186V144H184V145H181ZM191 146H187V147H183V148H187V149H189V147H191ZM253 146V145H252ZM257 146V145H256ZM264 146V145H263ZM263 146H262V148H263ZM44 147V148H45ZM248 147V146H247ZM260 147V146H259ZM12 149L14 148V147H11ZM10 148V149H11ZM27 148V147H26ZM28 148H30L31 150H32V148L31 147H28ZM27 148V149H28ZM58 148V147H57ZM63 148V147H62ZM62 148H60V151H63L64 149H62ZM122 148H125V150H124V152L125 151H127L126 150V148H129L130 150V152H131V154H130V152H125V153H128L129 155H131V157L130 158H128V157H123V156H121L120 154V149H122ZM158 150H157V149ZM161 148H163V149H165L164 150V152H162V150H161ZM177 148V147H176ZM194 148H196V147H194ZM193 148V149H194ZM239 148V147H238ZM257 148V147H256ZM261 148V147H260ZM261 148V149H262ZM2 149H3V147H2ZM4 149H7V148H4ZM4 149H3V152H0V153H3V154H5V155H9V154H7L9 151H11V150H8V151H4ZM17 149V148H16ZM16 149H13L12 151H16ZM35 149H33V150H35ZM70 149V151L69 152H71V149L72 148H69ZM191 149H192V147H191ZM220 149V148H219ZM234 149V148H233ZM240 149V148H239ZM255 151L258 149H255V146H254V148H253ZM20 150V149H19ZM19 150H17V151H19ZM22 150V149H21ZM26 150V149H25ZM24 150V151H25ZM38 150V149H37ZM51 150V149H50ZM123 150V149H122ZM223 150H219L220 152L222 151L223 152ZM245 150L246 151H249L250 152V148L247 150L246 148H245ZM244 149L241 151V152H243L244 153V151H245ZM254 150L252 151V152H250L251 153V157H253V156H255L256 154L255 153H257V152H255L254 153V155L252 156V154H253V152H254ZM0 151H1V149H0ZM14 151V152H15ZM16 151V153L18 154V152ZM59 150L58 151H56V152H58V155H62V157H67V156H65V154L63 155L62 154V152H60ZM65 151V150H64ZM64 151H63V153H64ZM68 151V150H67ZM159 151H161V152H159ZM172 153H171V152ZM181 151V150H180ZM182 151V152H183ZM235 152L237 151L238 152V149L237 150H234ZM258 151H261L260 149H258ZM31 152H35V151H31ZM44 152V151H43ZM48 152H49V150H48ZM52 153L54 152V151H51ZM55 152V153H56ZM59 152L61 153V154H59ZM66 152V151H65ZM69 152H66V153H68L69 154ZM169 152V153H168ZM262 152V151H261ZM16 153H14L15 154V156L17 157V155H16ZM41 153V152H40ZM50 153V152H49ZM49 153H48V155H49ZM194 153H197V154H194ZM248 153V152H247ZM246 153V154H247ZM259 153V152H258ZM263 156H264V149H263ZM262 153H260V156L262 155ZM2 154V155H3ZM20 154V153H19ZM25 154H27L26 152H25ZM68 154H66V155H68ZM71 154V153H70ZM124 154V153H123ZM127 154V155H128ZM177 154V153H176ZM181 154V153H180ZM223 154H224V152H223ZM227 154V153H226ZM226 154H224V155H226ZM229 154V153H228ZM235 154H237V153H235ZM239 154H240V152L237 154V156L239 157ZM1 155V154H0ZM2 155L0 156V157H2ZM5 155H3L5 158H7V156H5ZM22 155V154H21ZM24 155V154H23ZM30 155V154H29ZM32 155V154H31ZM35 155H39V154H36V152H35ZM42 156L44 155L43 153L41 154ZM41 155H39L40 156V158L42 159V161L44 160V158L43 157H41ZM58 155H55V156H57L58 157ZM191 155V154H190ZM219 155H221V154H219ZM243 155H245V154H243ZM242 155V156H243ZM258 156H259V154H257ZM256 155V156H257ZM14 156V157H15ZM18 156H20V155H18ZM125 156V155H124ZM133 156V157H132ZM185 156H187V155H185ZM185 156H183V157H185ZM255 156V157H256ZM15 157V158H16ZM22 157V156H21ZM25 157V156H24ZM34 157V156H33ZM38 156H36V159L34 160V161H28V162H30V166L28 167V169H25V172H23V173H25L26 175H27V173H28V177H30V178H38V176H37V171H36V168H41V162L42 161H40V159H38L37 158ZM123 157V158H122ZM134 157H137L136 159H139V158H141V160H146L147 159V161H149V162H147L148 163V165L150 164V162H151V164H152V162H153V166H152V169L151 168H149V169H147L148 168V166H145V168L144 169H147L146 170V175H148V170H150V174H152L154 177H157L156 179L154 178V177H152V179L150 178L151 176H146V175H142V174H145V172H143V173H141L142 171L140 170V169H142V170H144L142 167H144V166H142L141 168L139 167V169L138 170H140V171H137V172H135V170H134V173H132L133 172V168H134V166H132V165H135V164H132V163H134L132 160L134 159ZM172 157V156H171ZM173 157H176V156H174L173 155ZM188 157V156H187ZM225 157V156H224ZM227 157V156H226ZM10 158V157H9ZM20 158V157H19ZM27 158V156L25 157V159ZM28 158H30L29 156H28ZM59 158V157H58ZM57 158V159H58ZM124 158H125V160L128 158V159H130V160H128L127 162L128 163H130V162H132V163H130V166H132V168H130L129 166H127V165H123L122 164V162L124 161ZM131 158H133V159H131ZM142 158H145V159H142ZM232 157H230V159H231ZM249 158V157H248ZM14 159V158H13ZM61 159V158H60ZM123 159V160H122ZM136 159H134V161H136ZM149 159V160H148ZM169 159H171L172 160V162L173 163H168V164H170L171 166H169V168L168 169H166V164H167V162L169 161ZM227 159V158H226ZM232 159H234L235 160V158H232ZM239 159H240V157L238 158V159H236L235 161H237L238 160V162H240L239 161ZM246 159V158H245ZM254 159V158H253ZM252 159V160H253ZM264 159V158H263ZM263 159H261V162L259 163V168H264V161H263ZM10 160H12V159H10ZM15 160V159H14ZM26 160H29V159H26ZM122 160V161H121ZM151 160V161H150ZM175 160V159H174ZM246 160H250V159H246ZM246 160H243V162L244 161H246ZM256 160H258V159H256ZM2 161H4V160H2ZM50 160H48L47 162H49ZM56 161V160H55ZM138 161H140V159L138 160ZM224 161H228V163H234V161H232V162H230V160L229 159H227V160H224ZM255 161V160H254ZM259 161V160H258ZM263 161V162H262ZM1 162V161H0ZM26 162V161H25ZM24 162V163H25ZM43 162H46L45 160L43 161ZM59 162V161H58ZM121 162V163H120ZM144 163V161H143V163L145 164V165H147V163ZM169 162H171V161H169ZM187 162V163H186ZM247 162V161H246ZM2 163V162H1ZM0 163V164H1ZM3 163H7V164H5L6 165V167H5V165H3V164H1V166L3 165V167L4 168H0V203H1V205L2 206H5V204H6V202H7V204L6 205H9L10 203H8V197H10V198H19V199H22L23 197H24V192L23 193H20L19 194V192H17L16 191V189L14 188V187H12V186H9V185H7L6 183H5V180H6V175H10V174H6V172L7 171H9V170H13V171H18V173H19V171H23L24 170V168H22L21 166H15V167H13V166H7L8 164H11L12 162H3ZM51 163V162H50ZM60 163V162H59ZM64 163V164H63ZM125 163V162H124ZM127 163V164H128ZM140 163V162H139ZM241 163V162H240ZM249 163V165L251 164L252 165V163H255V162H253L252 161V163L251 162H248ZM247 163V164H248ZM16 164V163H15ZM17 164H19V163H17ZM20 164L22 165L23 163L22 162H20ZM44 164H46L47 165V163H44ZM55 164V163H54ZM57 164V163H56ZM187 164L188 165H190L188 168H186L187 167ZM244 164H245V162H244ZM244 164H242V165H244ZM257 164H258V162H257ZM40 165V166H39ZM52 165V164H51ZM57 165H59V167L57 168V169H59V171L61 170H63V171H65V170H67L68 169V166H71L70 164H68V163H66V162H62L61 164H57ZM137 166H138V163L136 164ZM135 165V166H136ZM140 165H142V164H140ZM139 165V166H140ZM204 166V168L205 169H207L205 166H207L208 168H211L212 170H214L215 172V174L214 173H208V174H206L207 172H208V170H207V172L206 173H203L204 171L203 170H205L204 168H203V166ZM232 165V164H231ZM234 165H235V163H234ZM149 166H151V165H149ZM182 166V167H181ZM227 166H229V165H227ZM239 166V165H238ZM238 166H236V167H238ZM246 166V165H245ZM253 166H254V164H253ZM257 166V167H258ZM44 167V166H43ZM52 167H54L53 165H52ZM56 167V166H55ZM167 167H168V165H167ZM226 167V166H225ZM236 167H227L226 169H228V168H230V169H228L227 171H228V175H229V178H231V179H229L228 178V180H230V181H232L233 182V180H232V178H236V177H238V174H243V173H238L239 171V167L238 168H236ZM240 167H241V165H240ZM244 167V166H243ZM242 167V168H243ZM249 168H250V170H251V166H248ZM256 167V166H255ZM257 167H256V169H257ZM138 168V167H137ZM182 168V169H181ZM202 168H203V170H202ZM247 168V167H246ZM130 169H131V172H129L130 171ZM134 169H136V167L134 168ZM176 169V168H175ZM179 169L178 170H176V171H179ZM210 169V171H212ZM252 169H253V167H252ZM7 170V171H6ZM166 170V171H165ZM246 170V169H245ZM264 170V169H263ZM26 171H27V173H26ZM39 171V170H38ZM51 171V170H50ZM52 171H54V170H52ZM75 171V172H74ZM188 171H189V174H188ZM203 171V172H202ZM206 171V170H205ZM224 171V170H223ZM248 171V170H247ZM247 171H246V173H247ZM255 172H256V170H254ZM42 172V171H41ZM48 172V171H47ZM183 173V171H180V173ZM244 172V171H243ZM11 173V172H10ZM62 173V172H61ZM141 173V174H140ZM166 173H167V175H166ZM172 173V172H171ZM179 173V174H180ZM226 173V172H225ZM245 173V172H244ZM38 174H40L39 172H38ZM51 173H49V175H50ZM131 174L134 176V175H136V176H134L135 177V183H138V185L136 184V185H134L133 183H131V182H129V181H127L125 178H128V180H130L129 178H131ZM202 174H205V175H202ZM12 175H14V173L12 174ZM20 175V174H19ZM43 175V174H42ZM46 175H48V173L47 174H45L44 176H46ZM54 175H55V173H54ZM139 175L141 176H146V177H144V178H147V179H145V180H148V182L150 181L149 179H151L152 181H150L149 183H145L146 185H144V186H146L147 187V189L146 190H148L149 191V189H151L152 190V193H150V194H153V192H154V194H153V196H151V195H149V196H151V198L149 199L150 200V203H151V205L149 206L150 208H151V210H148L147 209V211L146 210H143L142 208H140L139 210L138 209H135V213H134V215L131 213V214H129L131 211H130V209L132 208H134V207H136L137 208V206L139 207L140 205H142V204H138L137 202H136V204H137V206H130L131 204H133L134 203V198L131 196L132 195V193L133 192H136V191H138V192H140V193H138L139 195H141V193H142V195H143V191H146V190H142L143 189V184L142 183H144V182H142L141 183V181H143L144 180V178L143 177H140L141 179H143V180H141L140 178H138L139 177ZM213 175H211V176H213ZM53 176V175H52ZM132 176V178H134ZM159 176V177H158ZM182 176V175H181ZM199 176H203L202 178H201V180H200V184L198 183V178H199ZM249 177L250 175H247L246 174V177ZM41 177H43V176H41ZM40 176H39V178H41ZM50 177V176H49ZM54 177V176H53ZM53 177H50V179L52 180L53 179ZM149 177V178H148ZM174 177H176V176H174ZM173 177V179L175 180V178ZM210 177V176H209ZM242 177V176H241ZM243 177L245 178V176H244V174H243ZM44 178V177H43ZM55 178H56V176H55ZM131 178V179H132ZM181 178V177H180ZM179 177L177 178V179H180ZM183 178V177H182ZM219 178V177H218ZM217 178V179H218ZM10 179H12V178H10ZM42 179V178H41ZM61 179V178H60ZM117 179H118V181L119 180H126V182L124 181V183H127V182H129V185H125V184H123V186H130V187H128V189L129 190H131L132 189V187H133V185L135 186V187H133V192L132 193H130L131 195V197H130V201H129V203H130V205H127V204H124V203H122V204H120V205H118V203H120V202H122L121 200H120V202H118L119 201V195L118 194H120V193H118L117 191H119V190H117V186L120 184L119 182H121V181H119L118 182V184H116V181H117ZM140 180V181H137V180ZM155 179V180H154ZM166 179V178H165ZM171 179V180H170ZM205 179V178H204ZM248 179V178H247ZM262 179H264V178H262ZM22 180H24V179H22ZM25 180H27V179H25ZM24 180V182H26ZM28 180H30L29 178H28ZM36 180V179H35ZM39 181H40V179H38ZM58 180V179H57ZM62 180V179H61ZM65 181L67 180V179H64ZM63 180V181H64ZM144 180V181H145ZM159 180V179H158ZM170 180V181H169ZM172 181V178H169L168 180H167V184H168V186H166L167 184H165V181H164V183H159V186H161L162 184H165V186H166V188L167 187H169L170 188V190H172V188H173V186L172 185H174V188H173V190L174 189H177L178 187H181V188H179V189H183L184 187H182V185H181V181L180 180H177V182H175V181ZM182 180V179H181ZM206 180H211V179H206ZM223 180H221V181H223ZM257 180V179H256ZM11 182H13V180H10ZM137 181V182H136ZM168 181L170 182V183H168ZM183 181V180H182ZM219 181V180H218ZM234 181H236L237 182V180L235 179ZM250 181H251V179H248V182H249V184H250ZM257 181H259V179L257 180ZM10 182V184H13V183H11ZM43 182V181H42ZM160 182H161V180H160ZM173 182H174V184H173ZM212 182H216L217 184H215L216 186H219V190L220 189H222V188H225V187H227V186H225L224 185V187H223V185H221V184H224V183H218L217 181H212ZM242 182V181H241ZM244 182H246V180L244 179ZM248 182H246L247 184H248ZM262 182H264L263 180H262ZM261 182V183H262ZM56 183V182H55ZM62 183V182H61ZM64 183V182H63ZM62 183V184H63ZM122 183V182H121ZM158 183V182H157ZM225 183H227V184H230L229 182H225ZM252 183V182H251ZM9 184V183H8ZM33 184V183H32ZM41 184H43V183H41ZM67 184V183H66ZM70 184V183H69ZM69 184H67L68 186H71V184L69 185ZM130 184H132V185H130ZM161 184V185H160ZM197 184H199L200 186H198ZM202 184V185H203ZM206 184H207V186H206ZM239 184V183H238ZM247 184H245L244 186H247ZM169 185H171V187L169 186ZM234 185V184H233ZM264 185V184H263ZM263 185L261 186V187H263ZM121 186V188H123V186L122 185H120ZM120 186H118V187H120ZM132 186V187H131ZM143 186V187H142ZM158 186V187H159ZM163 186V185H162ZM240 186H241V184L238 186V190H240L241 191V189H240ZM244 186H242L241 188H242V190H243V188H244V191H246V192H248V188H246V187H244ZM67 187V186H66ZM220 187H222V188H220ZM235 187V186H234ZM237 187V186H236ZM248 187V186H247ZM73 188V187H72ZM124 188H126V187H124ZM122 189V190H125V189ZM134 188H136V190L134 189ZM163 188V187H162ZM217 188V187H216ZM230 188H232V187H230ZM230 188H228L227 190H228V192L229 191H231L230 190ZM246 188V189H245ZM264 188V187H263ZM37 189H39L38 187H37ZM55 189V188H54ZM65 189V188H64ZM74 189V188H73ZM118 189H120V188H118ZM158 189V191L159 190H161L160 188H157ZM179 189H177V190H179ZM185 189V188H184ZM197 189V190H196ZM200 189V188H199ZM121 190V191H122ZM164 190V196H166V193H165V190L166 189H163ZM177 190H174V192L173 193H176V195H180L179 193H181V192H175V191H177ZM201 190V189H200ZM232 190H234V189H232ZM238 190H236V192L235 193H237V192H239ZM20 191H23V189L22 190H20ZM43 191V190H42ZM72 191H74V190H72ZM128 191V190H127ZM157 191V190H156ZM202 192H203V190H201ZM210 191V190H209ZM221 191H224V190H220V192ZM244 191H243V193H244ZM39 192V191H38ZM50 192V191H49ZM60 192V191H59ZM64 192V191H63ZM131 192V191H130ZM216 192V191H215ZM214 192V193H215ZM217 192H219V191H217ZM232 192V191H231ZM51 193V192H50ZM53 193V192H52ZM128 193V192H127ZM145 193H149V192H145ZM178 193V194H177ZM198 193H199V190H198ZM212 194V195H214V196H217L216 198H227L228 199V197H229V195H231L230 193H225V191L224 192H222V194L223 193H225L226 195H224V196H227L228 195V197H219V196H221V195H215V194ZM240 193H242V192H240ZM121 194H123L122 196L124 197V195H125V192L123 193H121ZM169 194H170V192H169ZM182 194V193H181ZM200 194V193H199ZM219 194V193H218ZM232 194H234V192H232ZM238 194V193H237ZM248 194H250V193H247V195ZM49 196V194H46V196ZM54 195V194H53ZM128 195V194H127ZM138 195V196H139ZM144 195H146V194H144ZM162 195V194H161ZM173 195H175V194H173ZM176 195L174 196V197H176ZM184 195V194H183ZM241 194H239V198L241 199V197H242V200L244 199V203H243V205L241 206V209L239 210V208L237 209L238 210V213H240V211H241V214L243 213L245 216H243V218H242V216H241V220L243 221L244 220V217L246 218V222H247V220H251L253 217L254 218H256L257 217V214L259 213V212H263L264 213V201L262 200L261 201V198H259L260 199V201L262 202V203H259L260 201H259V199L256 201V199L255 200H250L248 197L246 198L245 196H240ZM42 197H43V195H41ZM147 196V195H146ZM177 196V197H178ZM181 196V195H180ZM189 196L191 197V196H194L193 198H191V199H187V198H189ZM199 196V195H198ZM201 196V195H200ZM199 196V197H200ZM210 196V195H209ZM255 196V198H256V195H254ZM140 198H142V199H144L142 196H139ZM145 197V196H144ZM169 196H167V199H169V201H170V199L172 198V197H170V198H168ZM197 197V196H196ZM199 197L198 198H196V200L197 199H199ZM204 197V196H203ZM207 197V196H206ZM250 198L251 197H253L252 195L251 196H249ZM125 198H127V197H125ZM164 198V197H163ZM180 198V197H179ZM215 198V199H216ZM230 198V197H229ZM232 198H234V197H232ZM236 198H238L237 196H235V199ZM238 198V199H239ZM258 198V197H257ZM45 199V198H44ZM123 199V198H122ZM145 199H146V197H145ZM144 199V200H145ZM173 199V198H172ZM175 199V198H174ZM177 200L175 201V202H177V203H174L175 205H177V206H180L181 205V203H179L180 201H179V199L178 198H176ZM204 199H206V198H204ZM209 199H211V198H209ZM226 199V200H227ZM251 199H254V197L253 198H251ZM262 199H263V197H262ZM10 200V199H9ZM47 200V199H46ZM54 200H55V198H54ZM126 200V199H125ZM164 200V199H163ZM200 200H202V199H200ZM200 200H197V201H199V203H200ZM207 200V199H206ZM221 201L222 199H217L216 201ZM12 201V200H11ZM29 201V200H28ZM28 201H26V202H28ZM50 201V200H49ZM48 200H47V202H49ZM124 201V200H123ZM141 200L139 199L138 200V202H140ZM146 201V200H145ZM165 201V200H164ZM210 201H212V200H210ZM219 201V202H220ZM225 200H223V202H224ZM228 201V200H227ZM233 201H236V200H233ZM237 201H239V200H237ZM52 202H54V201H52ZM125 202V201H124ZM171 202H173L172 200H171ZM204 202V201H203ZM215 202V201H214ZM230 202H231V199H230ZM23 203V202H22ZM126 203H128V202H126ZM142 203H144L145 204V202H142ZM180 205H179V204ZM195 203V201H193V203H191V205H196V204H199V203H196V204H194ZM221 203V202H220ZM220 203H217V204H220ZM239 203H242V202H240L239 201ZM28 204H30V203H28ZM38 204V203H37ZM143 204V205H144ZM167 204H172V203H168L167 202ZM202 204V203H201ZM205 204H207V203H205ZM210 204V203H209ZM225 204H226V202H225ZM224 204V205H225ZM228 204H233L232 202L231 203H228ZM263 204V205H262ZM1 205H0V207H1ZM31 208L30 209H32L31 211H32V213L33 214H31L32 215V217H36V216H38V215H36L37 213H40V212H42V211H40L41 209H39V210H37V207L39 208V206H37L36 207V204L34 203V202H32L31 204ZM30 205H28V206H30ZM126 206V207H128V206H130V207H128V208H130V209H126V208H124L123 207V209H125V210H129L127 213L128 214H126L125 213V210L122 212H120V213H122V214H116L115 212H117L116 210L117 209H122V207L121 206ZM148 205V204H147ZM164 205V204H163ZM162 205V206H163ZM166 205V204H165ZM173 205V204H172ZM224 205H223V207H224ZM236 205V203L234 204V205H231V207L233 206V207H235L234 208V210L237 208V206H235ZM237 205H238V203H237ZM10 206V205H9ZM11 206H12V204H11ZM24 206V205H23ZM22 206V204H21V208L23 207ZM119 206H120V208H119ZM146 206V205H145ZM144 206V207H145ZM168 206H170V205H168ZM177 206H174L173 205V207L172 208H174V207H176L175 209H176V211L178 212L179 210H177V208H180V207H177ZM206 206V205H205ZM212 206V205H211ZM226 206V205H225ZM147 208H148V206H146ZM194 207V206H193ZM215 207H219L218 209H214V211L216 212V210H220V205H215ZM222 207V208H223ZM2 209H3V207H1ZM5 208V207H4ZM225 208V207H224ZM6 209H8V207L6 206ZM12 211L13 212H15V214H12V213H10V214H12V215H15L16 216V213H17V208L16 207H14V206H12ZM23 209H25L26 210V208H23ZM131 209V210H132ZM164 210H166V209H168L167 208V205H166V208H163ZM171 209V208H170ZM170 209H168V212H170V211H172V210H170ZM4 210V209H3ZM134 210V209H133ZM138 210V211H137ZM170 210V211H169ZM224 210V209H223ZM0 211H2V210H0ZM7 211V210H6ZM31 211H30V213H31ZM37 211H40V212H37ZM45 212L44 213H46V210H44ZM55 211V210H54ZM227 213H226V212ZM225 213L226 214H229L228 213V211H230V210H227V208H225ZM48 212V211H47ZM119 212V211H118ZM167 212V211H166ZM179 212H181V211H179ZM208 212V211H207ZM217 212H220V211H217ZM4 212L2 211V214H3ZM19 213L20 214H22V210L20 209V211H19ZM51 213V212H50ZM123 213H125V215L123 214ZM195 213V212H194ZM225 213H223V215L225 214ZM231 213V212H230ZM237 213V212H236ZM237 213V214H238ZM112 214H115V215H120L121 216V218H117V220L118 221H120V223L119 222H117L118 224H117V228L115 229V228H113L112 226L113 225H111V224H113V223H115L117 220H112V222L113 223H111V219L113 218V217H110V216H112ZM149 214L151 215V217H149ZM170 214V213H169ZM169 214H167V215H169ZM192 214V213H191ZM191 214L190 215H187V216H189V217H191ZM207 214V213H206ZM232 214H235V211H233V213ZM237 214H235V215H237ZM242 214V215H243ZM39 215H41V216H44V215H42V213L41 214H39ZM51 215H53L52 213H51ZM55 215H57V214H54L53 216H55ZM60 215V214H59ZM122 215H124V217L122 216ZM198 215V214H197ZM201 215V214H200ZM203 215H204V212H203ZM6 217L7 215L6 214H3V215H0V217ZM20 216H22V215H20ZM19 216V217H20ZM28 216V215H27ZM49 216H50V214H49ZM170 216V215H169ZM168 216V217H169ZM178 216H180V215H178ZM183 216V215H182ZM184 216H186V214L184 215ZM205 216V215H204ZM202 217V218H205V217ZM256 216V217H255ZM51 217V216H50ZM50 217H48L49 219H50ZM57 217H58V215H57ZM54 218V221H59L58 220V218ZM164 217V216H163ZM163 217H161V218H163ZM215 217V216H214ZM247 217L248 218H251V219H247ZM30 218V217H29ZM37 219L39 218V217H36ZM40 218H42V217H40ZM67 218H69L70 219V221H71V219L73 220V221H75V222H77V223H79L78 221L79 220H81V222H82V220H84V222L82 223V224H84L85 222H86V224H87V227H82L80 224H77V225H74V224H70V225H68V224H66V222L68 221L69 222V220H65V219H67ZM114 218H115V216H114ZM192 218H193V214H192ZM192 218H190V219H192ZM201 218V217H200ZM218 218H221V217H218ZM234 218H236L235 216H234ZM253 218V219H254ZM18 219V218H17ZM33 219H35V218H33ZM45 219V218H44ZM185 219H187V218H185ZM206 219V218H205ZM209 219H210V217H209ZM208 219V220H209ZM213 219V218H212ZM227 219V218H226ZM251 220V222L252 223H250L249 224V226H248V224L245 226V228L247 227V230H248V227H250V225L252 224V226L256 223V222H254V224H253V221L254 220ZM256 219H258V218H256ZM255 219V220H256ZM264 219V218H263ZM19 220V219H18ZM22 220H24V219H22ZM26 220V219H25ZM43 220V219H42ZM41 220V221H42ZM53 220V219H52ZM52 220H48L47 222H45V223H49V224H51L50 222L52 221ZM153 220V221H152ZM171 220V221H170ZM170 220H168V221H170L169 223L171 224V222H173V223H176V221L174 220V221H172V219H170ZM189 220V219H188ZM193 220V219H192ZM199 220V219H198ZM198 220H196V222L198 221ZM207 220V221H208ZM224 219H220V221L223 223H225L226 224V222L225 221H223ZM259 220V219H258ZM29 221H31V220H29ZM36 221H38V220H36ZM50 221V222H49ZM62 221V220H61ZM66 221V222H65ZM159 221V222H158ZM229 221V224H228V226H227V228H231V227H229V225H230V220H227V222ZM235 221V219L233 220V222ZM242 221H240V219L239 220H237V222H241L242 223ZM6 222H8V221H6ZM5 222V223H6ZM25 222V221H24ZM26 222H28V220L26 221ZM32 222V221H31ZM38 222H40V221H38ZM43 222V221H42ZM53 222V221H52ZM162 222V223H163ZM194 222H195V220H194ZM206 222V221H205ZM209 222V221H208ZM212 222V224H216L215 223V221H211ZM221 222H219V223H221ZM233 222H231V224L233 223ZM246 222H244L245 224H246ZM21 223H23V222H21ZM34 223H36V222H34ZM31 224V225H38V224ZM41 223V222H40ZM45 223H41L40 225H41V227H40V230H38L37 229V227H35V228H33V229H30V230H37V231H39L38 233H39V235L41 236V237H39L38 239L35 237V235H33L34 236V238H36L37 240L36 241H34L35 243H41V245H43L42 243H43V239H45V238H47V240L49 239L50 240V237H49V235H47L48 237H44L45 235H46V233L47 232H49V230H47V224H45ZM73 223V222H72ZM171 224V225H175V224ZM219 223H218V225H219ZM240 223V224H241ZM13 224H14V222H13ZM25 224V223H24ZM29 223H27V224H25V225H28ZM48 224V225H49ZM53 224H57V223H55V222H53ZM59 224V223H58ZM86 224H84V225H86ZM176 224H178V223H176ZM199 224V223H198ZM196 225V226H198V228H201V227H199V225ZM203 224H205V223H203ZM226 224V225H227ZM244 224V225H245ZM20 225V224H19ZM23 225V224H22ZM52 225V224H51ZM80 226V227H82L83 229L84 228H86L85 230H86V232L85 231H81V234H83L82 232H84V235L83 236H77L76 234H73V236H75V237H78L77 239H74L73 238V236H72V232L73 233H80V232H78V231H72L71 233H70V235H69V233H67V231L69 232V231H71V230H68L67 228L68 227H72V228H69V229H77V230H83V229H79L80 227H77V228H74L73 226ZM116 225V224H115ZM210 225V224H209ZM223 225V224H222ZM225 225V226H226ZM30 226V225H29ZM56 226V225H55ZM58 226V225H57ZM160 227V228H162L163 227V230L159 233V235H156V236H158V238H157V240H158V242L157 241H155V243L157 242L158 244H159V246L160 247H158V244L156 243V247H155V245L154 246H151V247H153V248H151V249H148V247L150 246V245H152V244H150L149 242L150 241H152L155 237H154V233H153V231H151V229H154V227ZM188 226V225H187ZM203 226V225H202ZM210 226H212V225H210ZM209 226V227H210ZM217 226V225H216ZM231 226V225H230ZM233 226V225H232ZM240 226H242V225H239L237 228L239 229V227ZM19 227V226H18ZM27 227V226H26ZM26 227H24L23 229H26V231L29 229V227L28 228H26ZM53 227V225L52 226H50V228H52ZM172 227V226H171ZM204 227H206V226H204ZM213 227V228H212ZM212 227H210V229H208V227H206L207 229H205V228H202V230L203 229H205V231H202V232H200L199 234H200V236L198 237V238H196L195 239V241H194V245L195 246H193L192 248L193 249H198L199 251V253H201L202 254V257H204V253H207L206 255H208V253H210V252H212L213 251V253L211 254V255H213V254H216L218 257L217 258H219V256L221 255L222 257H223V255H225L224 256V258H228V260H229V263L230 264H235L238 260L235 258V256H234V254H233V249L234 250H237V249H235V248H233L232 246H234L233 244H231L230 242H227V240H225V239H223V240H225V242H223V243H221V241L222 240H218L219 238H221V236L219 237L218 236V233H224V232H226V229L224 228V225H223V227L222 228H224V232L223 231H220L219 229H215V226L213 225ZM221 227V226H220ZM255 227V226H254ZM10 228H12V227H10ZM16 228V227H15ZM20 228V227H19ZM17 229V230H20V229ZM22 228V227H21ZM32 228V227H31ZM169 228H170V226H169ZM169 228H167V229H169ZM173 228V227H172ZM171 228V229H172ZM198 228H197V230H198ZM217 228H218V226H217ZM251 228V227H250ZM250 228H249V230H250ZM155 229H157V228H155ZM171 229H169V230H171ZM235 229V228H234ZM0 230H1V228H0ZM11 230V229H10ZM16 230V231H17ZM30 230H28V233H29V231ZM67 230V231H66ZM180 230V231H179ZM233 230V229H232ZM248 230V231H249ZM12 231V230H11ZM36 231V232H37ZM51 231H53V230H51ZM126 233H125V232ZM201 231V230H200ZM220 231V232H219ZM235 231V230H234ZM241 231H243V230H241ZM244 231H246V230H244ZM253 230H251V232H252ZM5 232H8V231H5ZM20 232V231H19ZM18 232V233H19ZM24 232H25V230H24ZM24 232L23 233H20V234H24ZM36 232H34V233H36ZM122 232H124V234H126L125 236L123 235V238H121L119 241H118V237H119V235L122 233ZM168 232H170V231H168ZM199 232V231H198ZM250 232V231H249ZM10 232H8V233H1L0 232V260L1 259H3V264H20L21 262V264H31L32 263V261H31V259H28V261L26 260V261H24V260H22V259H20L19 257L20 256H23V255H20V256H18L19 254H22V253H19V254H14L15 252H13V248H11V247H9V246H7V244H6V242H8V239L10 238V236H13V235H10L9 234ZM14 233V232H13ZM18 233H16L17 235H19ZM158 233V232H157ZM239 233L241 234V232L239 231ZM246 233H247V231H246ZM16 234H14V235H16ZM48 234V233H47ZM49 234H52V233H49ZM189 234V233H188ZM191 234H193V233H191ZM230 234V233H229ZM32 235V234H31ZM228 235V231H227V234L226 235H224V237H226ZM235 235V234H234ZM244 235H245V233H244ZM243 235V236H244ZM22 236V235H21ZM30 235H28V237H29ZM71 236V237H70ZM187 236H189L190 237V241H191V239H192V236H190V235H187ZM231 236V235H230ZM233 236V235H232ZM231 236V237H232ZM243 236H242V239H241V237L239 238V239H241L242 241L245 239V237H244V239H243ZM246 236V235H245ZM23 237V236H22ZM31 237V236H30ZM43 237V238H42ZM176 237H179L180 239H174V241L175 240H177V241H175V242H180V241H184L183 240V238H187V237H184L183 236V238L182 237H180V236H176ZM188 237V238H189ZM219 237V238H218ZM239 236H236V238H238ZM20 238V237H19ZM23 238H25V237H23ZM32 239H27L28 241H29V244L31 245V243L30 242H32V240H33V237H31ZM70 238H73L72 240L73 241H71V240H69ZM222 238H223V236H222ZM246 238H248V237H246ZM226 239H228V241L229 240H231V239H233V238H229V237H227ZM238 239V240H239ZM19 241H20V239H18ZM186 240V242H188L187 241V239H185ZM193 240V239H192ZM246 240V239H245ZM12 241V240H11ZM14 241H15V239H14ZM45 241V240H44ZM154 241V240H153ZM153 241H152V243H153ZM189 241V242H190ZM219 241H220V243H219ZM24 242V241H23ZM22 242V239H21V243H23ZM172 243H174L173 242V240L171 241ZM232 242V241H231ZM33 243V242H32ZM154 243V244H155ZM167 243V242H166ZM182 243V242H181ZM181 243H179V245L181 244ZM232 243H235V242H232ZM240 243V242H239ZM12 244V243H11ZM15 244H17V243H15ZM28 244V248H30V245ZM34 244V243H33ZM169 246H170V242H168L167 243ZM185 244V243H184ZM242 244H244V241H243V243ZM24 245H25V243H24ZM27 245V244H26ZM172 245H174V244H172ZM176 245V244H175ZM174 245V246H175ZM181 245H183V244H181ZM186 245V244H185ZM185 245H183V247H187V246H185ZM193 245V244H192ZM192 245H190V246H192ZM17 246V245H16ZM32 246V245H31ZM52 246V247H51ZM173 246V247H174ZM23 247V245L20 247V248H22ZM141 247V248H140ZM171 247L172 246H170L169 247V249H171ZM178 247H182V246H175V248L177 249L176 251H179L178 249ZM238 247V246H237ZM240 247V246H239ZM241 247H243V246H241ZM46 248V247H45ZM142 248H144V249H142ZM150 248V247H149ZM189 248V247H188ZM138 249H142V251H146V250H148L146 253H148V254H144L145 252H141V254L142 255H138V256H141L139 259H136V257L137 256H135L136 254L135 253H137L136 252V250H138ZM155 249H153V250H155ZM159 249V250H160ZM168 248L166 249V251H162V252H160L161 254H163V255H161V257L163 256L164 257V259L166 260H162L161 262H162V264L164 263V262H167L166 264H170V263H172V262H170V263H168L169 262V260H173V259H175V258H172V257H174V256H172V257H170L169 258V252L167 251V250H169ZM173 249L174 248H172V250L171 251H173ZM181 249V248H180ZM193 249H191V247L189 248V251L191 250V252L192 251H195V250H193ZM214 249L217 251L216 253L214 252ZM46 250V249H45ZM15 251V250H14ZM18 251V250H17ZM23 251H24V248H23ZM30 251H32V250H30ZM29 251V249H28V252H30ZM34 252H36V249L35 250H33ZM32 251V252H33ZM51 251H48V252H51ZM158 250H156L155 252H157ZM175 251V249H174V251H173V253H175L176 252ZM184 251V252H183ZM188 251V249H187V251H186V249L185 250H183V249H181V252L182 253H185V252H189ZM31 252V253H32ZM55 252V253H56ZM140 252V251H139ZM153 251H151V254H153L152 253ZM180 252V251H179ZM25 253V251L23 252V254ZM158 253V252H157ZM156 253V254H157ZM172 252H170V254H171ZM178 253V252H177ZM190 253V252H189ZM195 254H197V252H194ZM236 253H238L237 251H236ZM27 253H25L24 255H26ZM35 254V253H34ZM34 254H32V255H34ZM47 254V253H46ZM151 254H149V255H151ZM176 254V253H175ZM204 254V255H203ZM40 255H41V253H40ZM148 255V256H149ZM153 255H155V254H153ZM157 255H159V254H157ZM171 255H173V254H171ZM180 254H178V256H179ZM205 255V256H206ZM210 254L207 256V259H210V258H212L213 259V257H214V255H213V257L211 256ZM237 255H239V253L237 254ZM37 256H38V254H37ZM43 256V255H42ZM41 256V257H42ZM185 256V258L186 257H188L186 254L185 255H183V256H179V259H180V257H184ZM30 258H31V256H29ZM39 257V256H38ZM41 257H39L38 259H40L41 260ZM147 257V256H146ZM150 257V256H149ZM152 257V256H151ZM157 257V256H156ZM175 257H176V260H178L177 259V256L175 255ZM195 257H197V256H195ZM240 257V256H239ZM35 258V257H34ZM33 258V259H34ZM43 258V257H42ZM148 258V257H147ZM153 259H154V261H157V260H159V258H157V260H156V258H154V257H152ZM152 258H150L149 259V261L148 262H151V259ZM168 258H169V260H168ZM205 258V257H204ZM216 258V257H215ZM214 258V259H215ZM217 258H216V262H217ZM224 258H220L221 260H224ZM68 259V260H67ZM144 259H146V258H144ZM152 259V260H153ZM211 259V260H212ZM239 259H241V258H239ZM22 260V261H21ZM35 260H37V259H35ZM65 260H67L69 263H67V262H65ZM137 260H139V263H138V261ZM147 260V259H146ZM145 260V261H146ZM161 260V259H160ZM194 260V259H193ZM199 260V259H198ZM220 260V261H221ZM227 259H225L224 260V263H228V262H225ZM2 261V260H1ZM30 261V262H29ZM43 261V260H42ZM41 261V263H35V264H43L44 263V261L42 262ZM144 261V260H143ZM189 261V260H188ZM188 261H184L185 263L187 262L188 263ZM36 262H39V260L38 261H36ZM147 262V261H146ZM145 262V263H146ZM158 262H160V261H158ZM176 263L175 264H179L181 261H175ZM193 262V261H192ZM192 262H189V263H192ZM208 262H209V260H207L206 262H204V263H206V264H208ZM211 262V263H210ZM209 263L210 264H212L213 262L212 261H210ZM222 262V261H221ZM242 262V261H241ZM46 263V262H45ZM48 263H50L49 261H47V263L46 264H48ZM144 263V262H143ZM142 263V264H143ZM152 263H154V262H151V264ZM188 263V264H189ZM198 263V262H197ZM223 263V264H224ZM50 264H52V263H50ZM146 264H150V263H146ZM173 264V263H172ZM194 264V263H193ZM215 264H217V263H215ZM236 264H238V263H236Z\"/></svg>",
	"mask_w": 264,
	"mask_h": 264
},
{
	"label": "rangeland",
	"instance_id": "obj_2",
	"mask_svg": "<svg viewBox=\"0 0 264 264\" xmlns=\"http://www.w3.org/2000/svg\"><path fill=\"white\" fill-rule=\"evenodd\" d=\"M3 1V2H2ZM32 0H1V2H0V4H4V7H5V10L3 9V6H1L0 5V7H2V9L0 8V12L1 11H3L0 15H1V19H0V24H2L3 26H4V30H5V33L3 34V36L5 37V38H8V39H5L4 37H1L0 38V43H8V44H11V47H10V49H11V51H12V53L10 54L9 52H7V54L6 55H4L3 56V59H5V60H3L2 58V60L3 61H8L7 63L8 64H12L14 61V58L15 57H17L16 59H15V66L17 67L18 65L19 66H22V65H26V64H28L27 63V61H25V60H21V59H19L18 57L20 56H23L24 57V54H25V51H24V45H22L21 46V44H17V43H19V41H20V43H24L25 41H27L28 42V40L29 41H31L32 40V38L31 37H34V38H36V41L37 42H35V41H31V42H34V44H39V43H41L42 44V42H44L43 40H40V39H38L37 37H35L36 35L37 36H41L40 35V33H42V31H43V28L41 27L40 29L42 30V31H39L38 32V30H40V29H38V30H35V29H37V28H35V27H37V26H31V22H32V24H35V25H38L37 24V22L36 21H34L33 20V18H30V17H33L34 16V18L36 17L35 16V14H33V13H35V12H33V10L31 9V8H33V7H29L30 5L31 6H33L32 5V3L30 4V2H31ZM58 1V0H57ZM60 1V0H59ZM63 1L64 0H62V2H57V3H62V5L65 3H63ZM103 1V0H102ZM102 1H101V4H100V1H98L97 2V0H92V2L91 3H94V4H96L95 6L97 7V8H95L94 7V5H89V4H87V6H92L94 9L93 10H89L90 8H92V7H87L86 8V6H85V11H86V13L87 12H89V11H94V12H96L97 14H95L94 12H90V13H87V15L88 14H90V16L93 14L94 16H96V17H94L93 15H92V17H94V19H93V21H95V22H92L93 23V25L95 24V25H97V26H93V27H95L94 29H95V32H96V28H98V23H99V20H100V18H102L101 16V14L99 15L98 14V12L100 11V10H97V9H99V7H100V5L102 6L103 4H102ZM120 1H122L123 2V0H120ZM120 1H118V3L119 4H121L122 2H120ZM129 2H131V3H134L135 4V9L133 8H131V9H128L129 10V12H128V10L127 11H123V12H121V11H118V12H115V13H110L108 16L109 17H111L112 15H116V16H112V18H108V17H106V18H108L106 21H107V24H109L110 23V21L111 20H113L112 21V23H114V24H112V23H110V25L112 24V26H110V25H108V26H110V27H112V28H114V29H112V28H110L111 29V33H113L112 32V30H114V34H116V36H113V34H110V36H105V38H107V37H112V38H109V39H112L111 41H116V43L115 44H113V43H111V42H108L109 44H107V42H104V41H102V39H100V41L101 42H99V40H96V38L98 39L99 38V36H97L98 35V33H96V34H93L95 37H91L92 35H90L89 37H91V38H87V43L89 44H91V45H94V46H90V44L89 45H87L86 46V53H90V54H85L86 56H84L83 55V58L84 59H86L85 61H87V63L89 64L90 62H92L89 66L90 67H92V66H94V64H95V57H94V55L95 54H97V53H99V52H101V53H103V55H105V56H107V58H109V53H110V51H112V49L116 46V45H118V47H116V48H119L120 46H122V48H124V49H127L128 51H130V50H132L131 52H135L136 50H137V48H138V45L137 44H139V43H142L143 45L145 44L146 45V43H145V41L144 40H146V38L147 37H149V39H151V42H147L148 44L147 45H149L148 47V51H151V50H154V51H151V52H147L148 54H151L152 52H155L157 49L159 50H157L156 52H157V54H151L152 56H153V59L154 60H158V61H153L152 60V56L151 55H148L147 53H146V57H145V60H142V61H140L139 63H136L135 61H133L132 62V57H127V58H123V59H125L126 60V62H128L129 61V63L130 64H132V66L130 65V66H128V65H124V64H126V62H125V60H121L120 62H124V63H121V64H119V61H117V62H110V64H109V66H111L110 68H114L113 70H115V67L116 68H118V67H120V69L123 71H121L120 69H116V71L118 70H120L119 72H121V73H119V72H116L115 73V75L116 76H118V77H120V79H122L121 81H123V82H121V83H127V82H129V83H131L132 84V82H133V78H137L138 80L140 79H144V78H146L148 75H150V76H153V74L155 73H157V74H165L163 77L166 79V81H169V79L168 78H170V77H168L167 76V69H168V67L166 68L165 66H168V64H167V59H169L168 58V56L171 54H178L179 53V51L180 50H182V51H180V52H182V53H184L183 51H186L185 49L183 50V48L185 47V48H189V47H187L188 45H186V46H181L182 44L180 43V41H178V39L177 38H175L176 36L174 35V36H170L169 38L170 39H167V40H169V41H166V42H168V43H166V44H168V46H173V48H178V49H173V48H165V46L166 45H164L165 43H162L161 42V40L164 42L165 40H166V37H165V39L163 38V36L165 35L166 36V34H164V33H166L167 32V30H165L166 32H162L164 29H166V27L164 28L163 26H165V24H163L162 22L160 23V21H159V23H158V21L157 22H155L154 21V19H159V16L160 15H155L156 13V11H154V15H150V16H154L155 18H153V17H150L149 16V14H151V12L149 13V11H147L146 10V8H143V7H145V6H143L145 3H142V2H144V1H141V0H138L137 2H139V1H141V3L139 2V3H137V2H135L134 0H128ZM150 1H152V0H147V2H149L148 4H150L151 5V3H150ZM158 1V4H155L156 2ZM153 0L152 2H153V4L152 5H156V7H158V5H159V2H160V4H162V5H164V3H166L164 6H161V5H159V7H158V9H161V10H164V9H162V8H169V9H171V8H174L173 9V11H175L176 9H177V7H172V3H176L177 5H179L180 6V4H181V1H178V2H176V0H171V1H173V2H171V1H169V0ZM162 1H163V3H162ZM166 1V2H165ZM207 1V2H206ZM214 1V3H213V5L214 6H216V4H217V8H211V7H214L213 5H211V6H208V4H204L203 2H205V3H209V4H212L211 2H212V0H210V1H208V0H204V1H202L201 2V0H195V1H193V0H189V1H187L186 3H185V8L188 10V11H191L192 10V12L194 13V11H195V13L194 14H196V17H195V20H200L199 22H200V24L199 23H197L198 21H194V25L193 26H196V28L195 27H193L194 28V30L193 31H195L196 30V32H199L200 31V33H195L196 35H194V34H191L192 36L194 35L195 37H194V39H193V41L194 42H197V43H203V44H205L206 45V47H207V49H211L210 48V46L211 47H216V46H218L219 48L221 47V46H224V47H226L227 49H230L229 51L228 50H225V48L224 47H222V48H220V49H222V50H220V49H218L217 50V52L219 51V53H220V55H221V57L219 56V54L217 53L216 54V56H217V58H223L224 56V54L225 53H227V54H231L232 56H234V55H237L241 60H240V68H239V70L242 68L241 67V65H243V68L241 69V70H243L244 71V73H243V71L242 72H240L239 70H238V73H236L235 75H234V87H235V89H233V91H232V93H230V94H228L227 95V97L228 98H226L225 96V98L224 97H221V99H219V103H218V105H222V108H227L228 109V107H230L229 109L231 110V107L233 106L232 105V103L235 105L236 103H237V101L239 100V96H237V90H236V88L237 89H239V88H242V95L244 96V100H245V108H246V110L247 111H251V109L253 108V110H257L258 108H260V109H262V108H264V98H263V96L262 95H264V94H261V93H263V91H264V85H262V84H258L259 82H262L261 80H262V78H263V72H264V66H263V64H264V61L263 62H261L262 61V59L263 58H260L261 60H260V64H258L259 63V58H257V56H256V52H257V54H258V52L264 47V46H259V45H264L263 43V40H264V38L262 39V43H261V39L259 40V37H256V35L258 36V34L259 35H261V37H263V30H264V23H256V26H255V34H253V35H251V34H248L247 32H246V30H243V29H245V27L241 24L242 23V21H239V22H241V23H238V22H235L234 21V16L235 17H237L236 16V14L235 13H237V15H239L238 16V20H239V18H241V16H240V14L238 13V12H236V11H234V9H233V7L235 8V6H236V4H237V1L236 0H229L230 2H228L227 0H220L221 1V3H220V1H218V0H213ZM218 1V2H217ZM246 3H248V5H249V3H253V5H249V9L252 7V8H254V11L255 10H257L260 14L259 15H261V16H264V12H263V8L260 6H258L257 7V5H259L258 3H260L258 0V2L257 1H255V0H244ZM244 1H243V3H244ZM255 1V2H254ZM10 2H12L11 4H10ZM116 3H117V0L115 1ZM146 2V1H145ZM155 2V3H154ZM179 2H180V4H179ZM195 3V4H192V3ZM25 3V4H24ZM171 3V4H170ZM174 3V4H175ZM30 4V5H29ZM99 4V5H98ZM134 4H131V6L132 5H134ZM140 4H142L141 5V7H140ZM196 4H199V5H197L196 6V8H195V5ZM256 4V5H255ZM6 5H8V6H6ZM11 5H16L15 7H12ZM166 5H168L167 7H165ZM192 5V6H191ZM229 5V6H228ZM19 6V8H17ZM36 8H38L36 5H34ZM130 6V7H131ZM162 8H161V7ZM171 6V7H170ZM174 6V5H173ZM179 6H178V8H179ZM200 6V7H199ZM208 6V7H207ZM233 6V7H232ZM251 6V7H250ZM223 7H224V9L226 10V13L229 15V14H231V15H233L232 13L233 12H229L230 10H232L233 9V11H234V16H231V17H229L230 18V20H231V24H233L234 22L235 23H237L236 25H233V27H234V29H236V31H237V29H241L242 28V30H243V32H242V34H241V31L240 30H238L239 32H240V35L241 36H239V34H238V37H237V34L236 35H233V36H228L227 34H223V35H221V30H216L217 32H210L211 30L210 29H206V30H208V31H203V29L202 28H204L205 26H206V28H208V26H209V28H213L212 27V25L210 24V22H207V21H205L203 18H202V15L204 14V15H206L207 16V14L206 13H210V14H213V13H211V11H219L221 8L223 9ZM229 7H231V9L229 8ZM15 8H17V9H15ZM28 8H30L29 10H31V11H29L28 10ZM36 8H34V10L36 11H38V9H36ZM39 8H42V10H43V7H41V6H39ZM89 8V9H88ZM167 8V9H168ZM200 8L202 9V8H204V12L202 11L201 12V10H200ZM13 9V10H12ZM146 10V12H144L145 10ZM168 9V10H169ZM195 9V10H194ZM196 9H198V10H196ZM223 9V10H224ZM12 10V11H11ZM135 10H137L138 11V14L136 15L135 14V12H137V11H135ZM142 10H144L143 12H142ZM168 10H166V11H168ZM194 10V11H193ZM200 10V11H199ZM207 10H210V12L208 11V12H206ZM229 10V11H228ZM248 10V9H247ZM252 10V9H251ZM250 10V11H251ZM40 11H41V9H40ZM45 11V10H44ZM98 11V12H97ZM132 11V17L131 18H129L128 16H129V14H131L130 12ZM170 11V10H169ZM171 11H172V9H171ZM178 12H179V10H177ZM177 11H175V12H177ZM261 11V12H260ZM9 12V13H8ZM11 12V13H10ZM12 12H13V14H12ZM31 12H33L32 14H33V16L30 14ZM121 12V13H120ZM128 12V14H126ZM140 12V13H139ZM147 12H148V14H147ZM199 12H201V13H199ZM262 12H263V14H262ZM99 13H101V11L99 12ZM119 13V14H118ZM15 14V15H14ZM21 14V15H20ZM112 14V15H111ZM118 14V15H117ZM124 14H126L127 16H125ZM142 14H144L143 16H144V19H143V16H141ZM146 14V15H145ZM31 15V16H30ZM122 15H124V16H122ZM148 15V16H147ZM9 16H11V18H10V20H9V18H7V17H9ZM15 16H17V17H15ZM22 16V17H21ZM25 16V17H24ZM88 17L87 16V18H90V19H88V20H92V17ZM98 16V17H97ZM118 16V17H117ZM119 16H121L120 18H119ZM137 16V17H136ZM138 16H141V17H138ZM198 16H199V18H198ZM209 16H212V15H209ZM65 17H67V13L65 14ZM147 17H150L151 18V20H149V21H154V22H150L151 24H153L152 26H150L151 24L149 23V21L147 20ZM157 17V18H156ZM5 18V19H4ZM118 19V21H117V19ZM127 18H129V19H127ZM29 19H31L30 21H29ZM97 19H99V20H97ZM115 19V20H114ZM134 19V20H133ZM136 19L138 20V21H145L144 23H146V21H148L147 22V24L149 25V26H147V25H145V24H142L143 22H141V24L142 25H144L145 27L144 28H142V27H138V25L140 24V22H137L136 21ZM140 19V20H139ZM153 19V20H152ZM157 19V20H158ZM203 19V20H202ZM6 21V20H8L7 22H4V21ZM14 20V21H13ZM128 20V21H127ZM201 20H202V24H201ZM237 20V19H236ZM241 20V19H240ZM29 21V22H28ZM114 21H117L118 23H120V25L121 26H126L128 29H129V27L131 26V24H135V25H132V27H130V30H133V32H134V34L136 33V37L134 36H131V35H134L133 33L132 34H129V33H131L130 31H124L123 29H125V30H128V29H126V27L125 28H120L121 30H123L125 33L127 32L128 33V35H125V33H123L118 27H119V25H115V23L116 24H118L117 22H114ZM120 21V22H119ZM135 22V23H131V22ZM204 21V22H203ZM22 22V23H21ZM26 22V23H25ZM34 22V23H33ZM36 22V23H35ZM127 23V22H130L131 24L129 25V23H127L126 25H125V23ZM4 23V24H3ZM10 23H12V24H10ZM139 23V24H138ZM156 23H158L157 25H155ZM30 24V25H29ZM122 24H124V25H122ZM136 24H138V25H136ZM161 24H163V26H161ZM184 23L182 22V24H180V25H178V26H180L181 27V25H183ZM259 24H260V26H259ZM8 25V26H7ZM114 25V26H113ZM158 25H160V26H158ZM31 26V27H30ZM120 26V27H121ZM147 26V27H146ZM157 26V27H156ZM201 26V27H200ZM204 26V27H203ZM261 26L263 27V30H260L259 28H261ZM34 27V28H33ZM116 27V28H115ZM135 27V28H134ZM140 30H142L143 29V31L144 30H146V32L145 33H142V32H139V34H144V35H142L143 37H146V35H148L146 38H144V39H142L141 37V35L140 36H137L138 34V31H139V29ZM152 27H156L157 29H155V30H153V28ZM161 27H163V29L161 28ZM185 26L183 25V27H181V28H179L178 27V30L179 29H183L182 31H184V28ZM236 27V28H235ZM258 27V28H257ZM20 28V29H19ZM132 28H134V29H132ZM152 29V30H150V29ZM197 28H198V30H197ZM14 29V30H13ZM117 29V30H116ZM135 29H137V31L135 30ZM148 29V30H147ZM159 29V30H158ZM216 29V28H215ZM257 29H259V30H257ZM262 29V28H261ZM10 30H13V31H10ZM29 30H31L32 32H34L35 34H33L32 32H28ZM118 30L119 31H121L120 32V34H117V32H118ZM204 30H205V28H204ZM9 31L10 32H12V33H9ZM20 31V32H19ZM148 31H150V32H148ZM154 32V34L153 33H151V32ZM158 32V33H160V35H158V33H156V32ZM192 31V32H193ZM213 31H215V30H213ZM219 31H220V33H219ZM237 31V33H239ZM256 31L258 32V31H260V33H262V34H260L259 32L258 33H256ZM16 32H18L17 34H16ZM29 33V34H27V33ZM13 33H15L16 34V36H17V39L16 40H14L16 37H14L15 36V34H13ZM36 33H38V34H36ZM119 33V32H118ZM121 33H122V35H121ZM126 33V34H127ZM147 33V34H146ZM163 33V35H162V39L160 38L161 37V34ZM215 33H218V34H215ZM7 34H9V35H7ZM150 34V35H149ZM153 34V36L154 37H152L151 35ZM204 35L205 34V37H203L202 38V36H199V35ZM7 35V36H6ZM31 35V36H30ZM118 35V36H117ZM121 35V36H120ZM214 35V36H213ZM244 35H245V38H244ZM11 36H13V37H11ZM119 36L122 38V40H120L121 38H119ZM125 36V37H124ZM128 36H130V37H128ZM159 36V37H158ZM219 36L220 37H222V38H219ZM249 36V37H248ZM113 37H116L115 38V40H114V38ZM119 39H118V38ZM127 37V38H126ZM151 37V38H150ZM171 37H172V43H171ZM175 38V41H173V39ZM199 37H201V38H199ZM215 37V38H214ZM233 37H234V39H233ZM255 37V38H254ZM33 38V39H34ZM123 38H126V39H128V38H130L129 40H131V38H133V40H131V42L132 41H137L135 44L136 45H134V43H130L129 42V40H128V42H127V40H125V39H123ZM152 38H155L154 40L152 39ZM158 38V39H157ZM208 38V39H207ZM235 38H237V39H235ZM240 38V39H239ZM241 38L243 39V40H245V39H247L245 42L246 43H242V41L243 40H241ZM252 39V40H255V42L253 41V43H251L252 42V40H249V39ZM108 39V38H107ZM117 39V40H116ZM135 39V40H134ZM137 39H139L140 40V42L137 40ZM149 39H147V40H149ZM161 39V40H160ZM164 39V40H163ZM201 40V41H199L198 42V40ZM212 39H215L216 40V43H217V45H216V43H215V41H213ZM226 39V40H225ZM227 39H229L230 40V42H229V40H227ZM256 39H258V40H256ZM4 40V41H3ZM35 40V39H34ZM57 40V41H56ZM56 40H55V45H52L51 43H50V45H46V44H49V43H46L45 45L47 46V47H49V49H51V50H49L48 51V53H46V54H48L49 56H47L46 54L43 56H38V58L40 57L42 60L44 59V58H51L52 57V55H50L51 53H55V52H58V53H56V54H54L53 56H57V54H59L60 52L58 51V48H59V50H60V46L61 45H59V42H60V44H61V40L60 39H58V37L56 38ZM144 42H143V41ZM207 40H209V41H207ZM212 40V41H211ZM236 40V41H235ZM238 40H241V41H239L238 42ZM3 41V42H2ZM7 41V42H6ZM14 41H16V42H14ZM39 41V42H38ZM40 41H42V42H40ZM59 41V42H58ZM119 43H118V42ZM120 41H124V42H126V43H123V42H120ZM152 41H154V42H152ZM158 41H160L161 42V44H162V46L160 45V42H158ZM179 43H178V42ZM248 41V42H247ZM249 41H251V42H249ZM257 41H260V43L259 42H257ZM98 42V43H97ZM156 42V43H155ZM176 42V43H175ZM192 42V41H191ZM206 42V43H205ZM211 42V43H210ZM236 42H238L239 44H236ZM15 45H14V44ZM100 43H102V44H100ZM105 43H106V45L107 46H105V47H101V45L103 46V45H105ZM150 43H151V45L152 44H154V46L155 47H157V49H155V47H153V46H151L150 45ZM171 43V44H170ZM178 43V44H177ZM33 43H32V45H34ZM58 44V48L56 47L55 48V46ZM99 44V45H98ZM122 44H124V45H122ZM155 44H157L158 46H156ZM170 44V45H169ZM177 44V45H176ZM249 44H253V45H255L256 46V48H255V46H254V48H253V45H249ZM12 45H14V46H12ZM51 45H52V47H51ZM110 45V46H109ZM146 45V46H147ZM176 45V46H175ZM248 45H249V47H248ZM257 45H258V48L260 49H258L257 48ZM88 46H90L91 48H93V49H91L90 47H88ZM110 47V48H112V49H110L109 50V48L108 49H106L107 47ZM111 46H113V47H111ZM137 46V47H136ZM161 46V47H160ZM238 46H239V48H240V46H242L245 50H246V48H249V49H247L246 51H248L249 52V50H250V55L251 56H253V57H250L249 56V58L248 59H246L245 57H247L248 56V52H247V54H245L246 53V51H244L243 50V48H238ZM250 46L252 47V49H250ZM164 47V49L162 50V48ZM183 47V48H182ZM229 47V48H228ZM231 47H232V49H237V50H235L234 49V51L231 49ZM262 47V48H261ZM12 48H14V49H12ZM17 49V51L19 52H15V50ZM96 48V49H95ZM182 48V49H181ZM21 51H20V50ZM98 50L97 52H94L93 50ZM121 49V48H120ZM168 49V50H167ZM242 49V52L244 51V53H241V50ZM254 49V50H253ZM256 49H258V51L256 50ZM53 50H55V51H53ZM107 50H108V52H107ZM160 50H162V51H165V52H162V51H160ZM170 50V51H169ZM172 50H175L173 53H171V51ZM52 51V52H51ZM89 51H93V53L92 52H89ZM167 51H169V52H167ZM225 51H227V52H225ZM232 53H231V52ZM255 51V52H254ZM106 54H105V53ZM155 52V53H156ZM23 54V55H21V54ZM50 53V54H49ZM158 53H160L162 56H158ZM163 53V54H162ZM166 53V54H165ZM206 52H203V54H202V56H200L199 57V62L201 63V59L202 58H206V57H208V54L206 53ZM93 55V57H92V55ZM100 54V53H99ZM223 54V55H222ZM241 54H245V55H247V56H241ZM7 55H14L15 57H13V59H12V56H7ZM31 55H33V54H31ZM91 55V56H90ZM155 55H157V58L155 57ZM170 55V57H172L171 59H173L174 57H175V55L173 56H171ZM203 55H204V57H203ZM207 55V56H206ZM259 55V54H258ZM34 57H37V56H35V54L33 55ZM51 56V57H50ZM147 56H151L150 58H151V60L149 59L148 60V58H147ZM206 56V57H205ZM223 56V57H222ZM260 56V55H259ZM258 56V57H259ZM4 57H6V58H4ZM8 57V58H7ZM42 57H44V58H42ZM86 57V58H85ZM162 57V58H161ZM261 57V56H260ZM22 58V57H21ZM131 58V59H130ZM230 58V57H229ZM256 60H255V59ZM12 59V60H11ZM129 59V60H128ZM147 59V60H146ZM171 59H169V60H171ZM196 59V58H195ZM224 59V58H223ZM244 59V60H243ZM249 59H250V62L251 63H249ZM251 59H254L255 61H256V63H255V61L253 62V60L251 61ZM45 60V59H44ZM159 60H163V61H160L159 62ZM247 62H246V61ZM264 60V59H263ZM10 61H12V63H10ZM22 61V62H21ZM46 61V60H45ZM84 61V60H83ZM85 61H84V63H85ZM89 61V62H88ZM147 61H150L149 63L150 64H152V63H156V64H158V65H156V64H153V65H156V67L159 69V70H156V71H152V70H154L156 67L155 66H153L154 67V69L153 68H149L150 67V64L147 62ZM152 61V62H151ZM165 61H166V64H165ZM197 61V60H196ZM196 61H193L194 63H196V64H194V63H192L191 64V66L193 67V68H191L192 69V72L193 71H195V70H202V69H204L203 71H200V73L198 72V71H195V72H193V77L195 78H192V80H191V83L190 84H192V86H194V85H197V84H199L200 82H201V80H203V81H207V82H209L210 84H211V82H212V80H210V79H208L206 76V74H208V76H209V74L211 73L210 71L211 70H209V69H211V68H208V67H206V69L208 68V70H206L205 68H203L204 66H205V64H200V63H197ZM245 61V62H244ZM257 61H258V63H257ZM18 62V63H17ZM142 62V63H141ZM158 62V63H157ZM114 63H118V64H116V65H120V66H112V64H114ZM134 63H136V64H134ZM144 63V64H143ZM164 63V64H163ZM244 63L246 64V63H248V64H246L248 67L246 68V67H244L245 65H244ZM128 64V63H127ZM147 64H149V66L147 65ZM195 65V67H196V69L194 68V65ZM254 64H256V65H254ZM12 65H14V64H12ZM11 65V66H12ZM76 65V64H75ZM133 65L134 66H138L137 68L138 69H136L135 67H133ZM165 65V66H164ZM108 66V67H109ZM123 66H128L127 67V69L128 68H130V69H132V68H134V69H132V70H125V68H122ZM159 66L161 67V68H159ZM254 66V67H253ZM263 66V67H262ZM15 67V68H16ZM142 67V68H141ZM163 67H165V68H163ZM202 67V68H201ZM261 68V69H256V68ZM140 68H141V70H140ZM144 68H146L147 69V72H148V69H149V72H151V73H153V74H150V73H148V75H146V70L144 69ZM156 68V69H157ZM247 70H246V69ZM160 69L161 70H163V72H159L160 71ZM252 69V70H251ZM5 70H7V71H5ZM145 71V74H144V71ZM218 70V69H217ZM217 70H215V71H217ZM245 70H246V72L247 71H255V73H252V76L250 75V78L251 79H249V74H251V73H249L248 74V72L246 73L245 72ZM258 70V71H257ZM259 70L260 71H262V72H259ZM9 71H12V69L11 70H8V68H6V69H4L3 70V73H4V75H5V82H4V84H3V86H5V87H7V88H4L3 86H0V115H1V113L3 114L2 116L4 117H0V128L2 129H0V132H1V134H0V145L1 144H4V143H6V144H4V145H2L1 146V151L0 152H3V149L4 148H7V149H4V151H8V150H11V151H9L7 154H9V155H5V154H3V153H0L1 155L3 154V155H5V156H7V158H5L3 155H2V157H0V161L2 162H0L1 164H3V165H5V164H7V163H3V162H12L11 164H8L7 166H13V167H15V166H21L22 168H24V170L23 171H19V173H18V171H13V170H9V171H7L6 172V174H10V175H6V180H5V183L7 184V185H9V186H12V187H14L15 189H16V191L17 192H19V194L20 193H23L24 194V197L22 198V199H19V198H10V197H8V203H10L9 205H6L7 204V202H6V204H5V206H2L1 205V203H0V205H1V207H3V209L0 207V210H2L4 213L3 214H6L7 216L5 217H0V228H1V230H0V232L1 233H8V232H10L9 234L10 235H13V236H10V238L8 239V242H6V244H7V246H9V247H11V248H13V252H15L14 254H19V253H22V254H19L18 256H20V255H23V256H20L19 258L20 259H22V260H24V261H28V259H31V261H32V263L31 264H35V263H41V261L43 260L44 261V263L43 264H46L47 263V261H49L50 263H52V264H54L53 262H51V261H53V260H55V259H57V257H58V255H57V252L56 251H51V250H48V248H50V245L48 244V247L47 246H44L45 245V243H50V241H52V240H54V234L53 233H56V231H57V228H59V226H60V223L61 222H63V220H64V218L62 217V215H61V213L58 211V210H56V209H48V208H50L49 207V204H50V202H51V204L52 203H55V201H58V199H60V198H62L63 196H68L69 198H75V196L78 194H76V192H75V190H76V184H74V183H72V182H74L73 180L72 181H70V179H68L67 177H63L64 175H66V176H68L67 174H64V172L66 173L67 171H69V172H67V173H73V170L72 169H74V165L72 164V163H69L70 161H71V158H72V156H69V155H73V153H72V151H73V147L69 144V143H67V144H69V145H67V146H65L64 144H65V137H66V135H64L65 134V132L64 133H62L63 132V130H62V127L60 128L59 126H57V124L59 123V122H57L59 119H60V117H63V114L61 113V112H58L57 113V115L58 116H60L59 118H57L55 115L54 116H52V117H50V116H47L48 117V119L44 116V114L43 113H41L40 114V112L42 111V108L43 107H41V105H40V102H39V105L40 106H38V105H36V106H34L35 104H38L37 103V101L38 100H42V99H44V98H42V97H46V95H48V93L47 92H41V93H31V92H28V91H26V87H27V85L26 86H23V85H25V83H24V81H23V78H22V76H21V74H19V72H17L16 74L17 75H20V76H17V75H12V73H14L15 74V72H10V73H8ZM86 71H88V72H86ZM86 73L88 74L87 75V77H86V73L83 75V77H84V79L86 80V82L84 81V83L86 84L87 82L89 83L90 81H91V79H95V80H93V81H91V82H96L95 83V85L96 86H98V87H100V88H107L106 86H108L109 85V80H108V78L106 77V76H104L102 73H98V72H96V73H91V70H89V69H86ZM124 71H126V73H127V77H125V75L124 74H122V73H124ZM128 71H130V73L131 74H133V75H131ZM134 71H136V72H138L139 74H142V75H140V76H143V74H144V76L145 77H140V78H138L139 76H138V73H133ZM159 73H158V72ZM210 72V73H207V72ZM215 71H212L213 72V74L211 73L210 74V76H214V77H217V78H219L218 76H220V75H223L222 74V72L221 73H219V71H217V72H215ZM203 72V74H201ZM215 72V73H214ZM256 72H258V73H256ZM98 73V74H97ZM241 73V74H240ZM243 73V74H242ZM263 74V75H261V74ZM11 74V78L10 77H7L8 75H10ZM90 74H92V75H90ZM96 74V75H95ZM129 74V75H128ZM135 74V75H134ZM197 74V75H196ZM198 74H199V76H198ZM206 76H205V75ZM239 74V75H238ZM244 74H246L247 76L246 77H243V76H245ZM253 74H256L255 76L253 75ZM258 74V75H257ZM121 75H123V77H121ZM131 75V76H130ZM237 75V76H236ZM240 75H242V76H240ZM15 76V78L13 79V77ZM61 76H63V77H65V80H63V84H65V85H63V88L64 89H66V87H67V89L66 90H61V96H60V105L63 107V105H65V107H67V110L68 111H66V109H64V108H62V109H64L65 111H66V113H70V111H72V104H71V101L69 102V100H70V96L71 95H68V99L66 100V95H67V93L68 94H70V90H69V84H68V80H67V76H66V74H65V68H64V72H63V75H61ZM88 76L91 78V79H89L88 81H87V79H88ZM100 78H99V77ZM135 76V77H134ZM169 76H173V75H169ZM179 75L178 74H174V77H173V80H175V81H172L171 80V82L174 84H172L170 81H169V83L168 82H165V84H164V82L162 81V83H163V85H165V87H162L161 85H160V87H159V89H162V88H164V89H162V90H160L161 92H159L160 94V96L161 97H163L162 95H164L166 92H168V95L170 94V89H172V90H174L173 91V93L175 92H177L175 89H176V87H177V89H178V86H179V88H181L180 86H181V84L179 85V84H177L176 82H178L180 79H182V78H180V77H178ZM196 76H198V78L199 79H197L196 78ZM236 76V77H235ZM259 78H257V77ZM63 77H61V78H63ZM128 77H131L130 79L128 78ZM133 77V78H132ZM167 77V78H166ZM221 77V76H220ZM238 77H240V80H239V78ZM248 77V78H247ZM125 78H127V79H125ZM163 78V79H164ZM177 78V79H176ZM180 78V79H179ZM237 78V79H236ZM245 78H247L246 79V82H248V85L246 84V82H245ZM105 79V80H104ZM148 79V81H146L145 83H143V85L144 86H147V87H149V88H153L154 87V82L151 80L152 79V77H150V79H149V76H148V78H146V79H144V81L145 80H147ZM170 79H172V78H170ZM243 79V80H242ZM261 79V80H260ZM264 79V78H263ZM7 80H9V84L6 82ZM17 80V81H16ZM61 80V81H62ZM135 80V79H134ZM176 80H178V81H176ZM249 80H251L250 82H249ZM65 81V82H64ZM97 81H99V82H97ZM105 81H107L108 83H106ZM165 81V80H164ZM182 82H183V80H181ZM211 81V82H210ZM240 81V82H239ZM254 81V82H253ZM17 82H18V85H17ZM89 83V85H91V84H94V83ZM148 82H149V84H148ZM150 82H152V83H150ZM181 82V83H182ZM21 83H23V84H21ZM171 83V84H170ZM178 83H180V82H178ZM254 83V84H253ZM263 84H264V82H262ZM15 84V85H14ZM68 84V85H67ZM98 84H104V85H101V86H99ZM131 84H129V85H123L126 89H127V92L128 91H130V88H132L133 86H131ZM146 84V85H145ZM183 84V83H182ZM194 84V85H193ZM213 84H214V82H213ZM20 85V86H19ZM87 85V84H86ZM168 85H173V87L172 86H170V87H172V88H170V87H168ZM244 85V86H243ZM253 85H255V86H257L256 88H255V86L254 87H251V86H253ZM262 85V86H261ZM12 86H14V88L12 87ZM15 86H17V88L15 87ZM64 86H66V87H64ZM94 86V85H93ZM131 86V87H130ZM174 86H176V87H174ZM184 86V85H183ZM185 86H188V85H186L185 84ZM237 86V87H236ZM250 86V87H249ZM12 87V88H11ZM20 87L21 88H23V89H21L20 90ZM166 87H168L167 89H166ZM189 87V90L191 89V88H194V87H191V85L190 86H188ZM191 87V88H190ZM243 87H249V89L248 88H245V89H243ZM261 87H263V88H261ZM62 88V89H63ZM170 88V89H169ZM252 88V89H251ZM259 88H261V90H259ZM5 89H6V92H5ZM9 89V90H8ZM138 89V86L137 87H135V88H133V90H137ZM255 89V90H254ZM256 89H258L259 91H260V95H261V97L263 98H255V96L254 95H256L255 93H257L258 94V90H256ZM3 90V91H2ZM17 90V91H16ZM18 90H19V93H18ZM247 90H248V93H247ZM253 90V91H252ZM263 90V91H262ZM13 91H15V92H13ZM63 91V92H62ZM68 91V92H67ZM192 91V92H191ZM193 91H194V89H191L190 91H187L188 93H189V96H190V98H191V93L193 94ZM255 91H257V92H255ZM65 92H67V93H65ZM253 92V93H252ZM255 92V93H254ZM8 93H10V94H8ZM45 93H47V94H45ZM111 94H112V92H110ZM187 93V94H188ZM63 94H64V96H63ZM167 94V93H166ZM250 94V95H249ZM259 94H258V96H259ZM42 95H44V96H42ZM167 95V97L168 98H171L172 97V95H173V97H175V94H170L171 96L169 97ZM181 95H183L182 94V92H181ZM185 95V94H184ZM194 95V94H193ZM192 95V96H193ZM231 95H233V96H231V98L230 99H234L233 100V102H232V100H230L229 99V97ZM246 95V96H245ZM11 96H13V97H11ZM186 96V95H185ZM183 97L182 96V98L183 99H185V101H182V103L181 104H177L176 106H175V103L176 102H180L182 99H179V98H177V97H179V93L177 92V94H176V98L177 99H175V102L174 103H172L174 100H172V98H171V101L169 102V99L168 98H163V100H161V102L164 104V106L162 105V107H166L167 109H163V113H165L164 115H165V118H171V120H168V121H172V112H176V111H178L179 112V114H180V118L179 119H177V121H180V122H178V123H175L176 124V127L178 128V125L177 124H179L180 126H183L182 128L179 126V128L177 129V131L174 133L175 135H174V137L175 136H177L176 138H178L176 141V143L175 144H177V145H175L174 143L172 144V145H174L173 146V148H175L176 150L177 149H179L180 147H182L181 149H179V152L177 151H173L172 150V152L173 153H175V154H169V155H167V158L170 156V158L172 159L173 158V162L174 161H179L180 159V157H178V156H181L183 159H184V161H185V159L189 162V160H190V157L189 156H193L192 154L193 153H191V152H188V154H185L186 152H184L183 150H192V151H196V150H198V146H191L190 144H191V142H194L193 144H195V143H197L196 142V140L198 141V143L200 142V140H204L205 141V144H206V146H209L208 148H210L211 146V148H214L213 147V145H215V144H219V147L218 146H216L215 147V151H216V153H217V156H218V158H220L223 162H224V164H227V165H229V166H227V165H225L224 166V168L222 169V168H220L219 170H217L218 171V173L219 174H227V177H226V179H221V178H223V177H225V176H220V175H216V177L218 178H216L215 180H212V178L214 179L215 178V175H213V174H211V175H213V176H211V175H209L208 173H214L215 171L214 170H212L211 168H208L207 166H205L207 169H205L204 168V166H203V168L206 170H203V168H202V170L204 171H202L203 173H206L207 172V170H208V172L206 173V174H208V178L206 177V176H204V178H202L203 176H199V178H198V183L200 184L201 182H200V180H201V178L203 179V180H201V181H205V183H207L206 181H208V183L210 184V182L212 183V186L213 187H215V190H212L211 191V189H214V188H209L207 191H206V189H202V188H208L209 186H207V184H206V186L207 187H204V185L205 184H203L204 182H202V184H200L201 185V187H198V190H199V193H198V190H197V192H195L196 194H198V195H195V194H193L194 196H195V198H193L194 196H189V198H187V199H191V198H193L194 200H192V202L190 201V203H188V201H186V203L187 204H182L181 203V201L180 200H182V202L184 201V196L187 194V193H184L183 191H181V190H185L186 191V189H187V187H184V185H183V183H184V181L186 180V179H188V176H190V174H189V171H188V176H186L185 174H187V172H186V169L185 170H180L179 168H180V166H178V165H181L182 163H184V161H179L180 163H175V165L177 166V167H175V168H172V167H174L173 166V164H168V163H173L172 162V160L171 159H169V161H171V162H167V164H166V169H168L169 168V166H171V168H169L168 169V171H167V173H169V174H174V176H176V177H174V176H172V177H169V175H167V173H166V177H164V175H162V176H158L159 178V180L157 179V181H155L156 183L155 184H157L155 187H157V188H160L161 190H159L158 191V189L157 188H155L156 190H153V191H155V193H159L160 194V191H161V194L159 195L160 197H161V199H162V201H161V203H162V205H160V210L162 211V216L161 217H163V218H161V217H159L158 218V220H160L161 222V225L162 224H164V222H168V224L167 225H163V226H167L166 227V234H164L165 236H168L169 234H171V233H173V231L172 230H175L174 231V233H176V231H178V228L180 227V228H182V229H180L183 233H186L185 231V229L187 228V230H190V231H187L188 233L186 234V235H181L182 233L181 232H179L180 234H178V232H177V234H176V236L178 235V236H180V237H182L183 238V236L184 237H187V238H183V240L184 241H180V242H175V241H177V240H175L174 241V239L176 238H178V239H180L179 237H173V236H169V237H167V238H165V239H168V238H170V237H172V239L170 238V239H168V240H164V242H158V240H157V238H158V236H156V235H159V233L163 230V227L162 228H160V227H154V229H151V231H153V233H154V241H153V243H152V241H150L149 243L150 244H152V245H150L149 247H148V249H151V248H153V247H151V246H154L155 245V247L157 246L156 245V243L158 242V243H160V244H165L164 246V248H168L169 249V247L170 246H172L171 247V249H169V250H167L168 252L170 251V252H172L171 254H173V255H171L170 254V252H169V258L170 257H172V256H174V257H172V258H175V259H171V260H169V258H168V260H169V262L168 263H170V262H172L173 264H175L176 262L175 261H181L179 264H188L189 262H192V263H189V264H206V263H204V262H206L207 260H209V262L210 261H212L213 263L212 264H215V263H217V264H223L224 263V260L225 259H227L225 262H228V263H224V264H230L229 263V260H228V258H224V256L225 255H223V257L220 255L219 256V258H217L218 256L216 255L217 253V251L214 249V252L216 253V254H213L214 255V257H213V255H211L212 253H213V251L212 252H210V253H208V255L210 254L212 257H213V259L212 258H210V259H207V256L208 255H206L207 253H204L203 255H204V257H202V254L201 253H199L198 251V249H193L194 247L193 246H195L194 245V241H195V239L196 238H198L199 236H200V232H202V231H205V229H207L206 227H208V229H210V227H212L213 225L215 226V229H219L220 231H223L224 230V228L226 229V232H224V233H218V236L220 235L221 236V238H219L218 240H222L221 241V243H223V242H225V240H227V242H230L231 244H233L234 246H232L233 248H235V249H237V250H234L233 249V254H234V256H235V258L238 260L236 263H238V264H264V213L263 212H259L258 214H257V217L256 218H258V219H256V218H252L254 221H253V224H254V222H256L253 226H252V224L250 225V227H248V230H249V228H250V232L247 230V227L245 228V226L248 224V226H249V224L250 223H252L251 222V218H248L247 217V219H251V220H247V222H246V218L244 217V220L242 221L241 220V216H242V218H243V216H245L243 213V215L241 214V211H240V213H238V208H239V210L241 209V206L243 205V203H244V199L242 200V197H241V199L239 198V194H243L242 196H245L246 198L248 197L250 200H255L256 199V201L259 199V198H261V201L263 200L264 201V182H262V180L264 181V179H262V178H264V168L262 169V168H259V163L261 162V159H263L264 158V156H263V149H264V143L262 142V141H264V140H259V141H254V139L255 140H258V137L262 134V133H264V130H263V128H264V125L262 126V124H264V121H263V119H264V115L262 114L261 116L262 117H260V118H252V119H250V121H249V119H244V117L241 115V113H233V112H231L230 113V110H228L227 111V109H225L228 113H230V118L228 119V122H227V124H228V127L230 126V128H228V133H227V136H220V135H218V137L216 136V135H213V134H211V135H209L210 133H204V132H201V131H199V129H198V127H197V124H191V123H195V121L196 120H199V118L198 117H195V115H193L192 113L193 112H190V110H187V109H189L188 107H187V98L188 97ZM242 96V97H243ZM251 96V97H250ZM42 99H41V98ZM165 97V96H164ZM248 97H250V99H249V101L250 102H254L255 101V103H253V104H251L247 99H248ZM253 97V98H252ZM13 98V99H12ZM14 98H15V102H13L14 101ZM33 98H35V99H33ZM89 98H91L90 100L91 101H94L95 100V97L93 96V97H89ZM180 98H181V96H180ZM247 98V99H246ZM251 98H252V100H251ZM1 99H3V100H1ZM7 99H9V100H7ZM18 99V100H17ZM62 99H65V100H62ZM94 99V100H93ZM164 99H166V101H164ZM222 99H225V102L223 103V102H221L222 101ZM229 100V102L230 103H228V104H226L227 102L226 101H228ZM253 99H254V101H253ZM259 99V100H258ZM7 100V101H6ZM62 100V101H61ZM89 100V99H88ZM111 100H114V98L112 99L111 98ZM178 100H180V101H178ZM221 100V101H220ZM258 100V101H257ZM20 101L22 102V103H20ZM33 101H35V102H33ZM235 101V102H234ZM246 101H248L250 104H251V106L250 105H246L247 103H246ZM68 102H69V104H68ZM165 102H169V104L168 105H166L167 103H165ZM183 102H185L184 103V105H185V107H182L183 106ZM232 102V103H231ZM258 102H260V103H258ZM4 103H6V104H4ZM11 104L12 103V105H9V104ZM15 103V104H14ZM32 103H34V104H32ZM66 103V104H65ZM97 103V102H96ZM221 103H223V104H221ZM248 103V104H249ZM257 103H258V105H257ZM8 104V105H7ZM229 104H231V105H229ZM6 105V106H5ZM226 105H227V107H226ZM229 105V106H228ZM260 106V107H256V106ZM2 106V107H1ZM7 106H9V108L7 107ZM10 106H12V107H10ZM13 106H14V108H15V106H16V112L17 113H13L14 112V109H11V108H13ZM22 106V107H21ZM171 106H173L176 110H174V111H172L174 108L173 107H171ZM181 106V107H180ZM225 106V107H224ZM249 106L251 107V109L249 108ZM7 107V108H6ZM36 107H38V109H40V110H38V109H36ZM179 108V109H177V108ZM187 107V109H184V110H182L181 108H186ZM221 107V106H220ZM30 108V109H29ZM124 108V110H126V112L125 111H123V112H125L124 114H123V117L125 118H127V119H129V120H126V118H125V121H130V120H132V119H134V116L135 115H133L135 112H133L132 113V117H131V115H129L130 113L129 112H131L130 110H128V108L127 107H123ZM126 108V109H125ZM23 109V110H22ZM2 110V111H1ZM5 110H7L6 112H5ZM169 110V111H168ZM180 110V111H179ZM185 110H187V111H185ZM252 110V111H253ZM264 110V109H263ZM170 111H172L171 113H169V114H167L168 112H170ZM39 112V113H38ZM127 112L129 113L128 114V116L126 115L127 114ZM174 112V113H175ZM184 112V115H186V113H188L187 115L188 116H186V117H191L190 119L188 118V119H186V120H191V121H189V123H188V121H185V119H184V117H183V115H181V113H183ZM264 112V111H263ZM6 113H9V114H6ZM22 113V114H21ZM26 113V114H25ZM29 113H30V115H29ZM32 113V114H31ZM37 113V114H36ZM67 114L68 116H65L64 115V117L63 118H65L66 117V120L68 121V124L70 125V126H72L71 125V121H69V119L72 117V113L73 112H71V115L70 114ZM202 112H200L199 113V115L201 114ZM232 113H233V115H232ZM12 114H16L17 115V118H16V115H13V116H11ZM23 114L24 115H26V116H29V117H27V119H25L26 118V116H23ZM60 114V115H59ZM21 115V116H20ZM33 115H35V116H33ZM170 115V116H169ZM190 115H192V116H190ZM198 115V114H197ZM196 115V116H197ZM5 116H7V117H5ZM37 116H39L38 118H37ZM70 116V117H69ZM130 116V117H129ZM237 116H238V118H237ZM12 117H15V118H12ZM21 117V118H20ZM32 117V118H31ZM45 117V118H44ZM25 119V121L23 120V119ZM56 118V119H55ZM193 118H196V119H193ZM4 121H3V120ZM13 120V121H11V120ZM15 119V120H14ZM17 119H19V120H17ZM22 119V120H21ZM30 119H32V120H30ZM34 119H36L37 121H39V122H43L42 124H45V125H42L41 123V125H40V127H39V129L38 128H36V124H35V122H34ZM42 119H44L43 121H41ZM73 119V117L70 119V120H72ZM260 119V121H261V119H262V121H263V123L262 122H260L259 121V123L261 124H259L260 126H262V127H259V125H258V120ZM51 120V121H50ZM54 120H56V121H54ZM185 122H184V121ZM255 120H256V122H255ZM17 121H19L20 123L19 124H21V123H23V122H26V123H24L25 124V126H23V124L22 125H17V127H22V128H26L27 126L29 127V129L26 131V129H22L21 127H20V131H18L17 132V127H15L14 125H15V123H13V122H16L17 124H18V122ZM23 121V122H22ZM30 121V122H29ZM60 121V120H59ZM138 121V120H137ZM136 120H135V122H137ZM247 121H249V124H248V122ZM2 122V123H1ZM10 122H12V123H10ZM31 122H33V123H31ZM46 122V123H45ZM52 122H54L55 124H56V122H57V124H56V126L58 127V128H56L54 125L55 124H52ZM72 122H73V124H74V120H72ZM139 122H140V120H139ZM176 122V121H175ZM191 122V123H190ZM198 122H201V121H198ZM197 121H196V123H198ZM204 122V121H203ZM247 122V123H246ZM252 122H254L255 124H253ZM48 123V124H47ZM188 125H187V124ZM205 123V122H204ZM204 123H202V124H204ZM229 123H232V124H229ZM253 124V126H254V128H252L253 126H251L252 124ZM4 124H6V125H4ZM31 124V125H30ZM34 124V125H33ZM50 124H52V125H50ZM189 124L191 125V127L189 126ZM248 124V125H247ZM8 125H12V126H8ZM47 125H49V126H47ZM233 125V126H232ZM245 125V126H244ZM45 126V129L47 128V130H49L48 128H50V133H51V131H52V134L54 133L53 131L54 130H58L59 128L61 129V130H58V131H56L57 133H54V134H57V135H51L50 133H49V131H46L45 130V132H42V130L44 129L43 127ZM61 126V125H60ZM162 127H163V129H166L167 128V126H166V128H164L165 126H163V125H161ZM161 126H159L158 128H159V130H158V132L159 133H162V127ZM186 126V128H185V130H187V133H184V132H186V131H183V133H181V132H178V131H180L181 129L182 130H184V127ZM188 126V127H187ZM194 126V127H193ZM235 126V127H234ZM239 126H244L243 128L245 129V131L247 132L246 134H245V132H244V130H243V136L241 137V139L240 140H237L236 141V143H233L234 144V146L235 147H233L232 148V152H227L226 150H223V148H221L220 146L221 145H223L224 144V141L227 139V138H229L228 136H230V138L231 137H236V135H234V134H236V130H237V128L239 127ZM247 126H248V128H247ZM258 126V127H257ZM31 127H34V128H31ZM52 127H55V129L54 128H52ZM190 127V128H189ZM233 127L235 128L234 130H233V132H231L232 130L231 129H233ZM250 127V128H249ZM7 128H9V129H7ZM41 128H42V130H41ZM194 128H196V129H194V130H197V131H194V133L191 131V130H193ZM246 128H247V130H246ZM258 128H260V130L258 129ZM189 129V130H188ZM262 129V130H261ZM13 132H12V131ZM18 130H19V128H18ZM22 130H25V131H22ZM37 130V131H36ZM181 130V131H182ZM249 130V131H248ZM255 130V131H254ZM3 131V132H2ZM61 131V132H60ZM161 131V132H160ZM165 131H167V129L166 130H164L163 132L164 133H162V134H159L158 136H156L155 137V139H154V141H159V143H161V144H163V139L166 137H169V135H168V133L165 135ZM252 131H253V133H252ZM11 132V133H10ZM21 132H24L23 134H20ZM38 132H40V133H38ZM188 132H190V133H188ZM195 132H199V133H195ZM231 132V133H230ZM249 132V133H248ZM250 132H251V135H249L250 134ZM255 132H257V133H255ZM4 133H6V135H4ZM9 133V134H8ZM48 133V134H47ZM181 133V134H180ZM206 134L205 136H204V134ZM231 135H230V134ZM255 133V134H254ZM33 134V135H32ZM43 134V137H45L46 136V134H47V136H49V134L51 135V136H49V137H45V138H43V137H41V135ZM63 135L64 137H61L60 139H59V137L58 136H61V135ZM182 134H185L184 136H186L185 138H184V136L182 135ZM195 134V135H194ZM196 134H199L198 136H199V138L197 137V135ZM248 134V137H247V139H246V135ZM7 135H9V136H7ZM20 135H21V137H20ZM24 135V136H23ZM257 135V136H256ZM3 136V137H2ZM141 136L142 137H140L141 139H143V140H140L139 138L136 140V142L137 141H141V143H137L138 145H140L141 147H143L144 146V142H146V140L144 139V137H143V135L141 134ZM178 136H180V138H181V136H183L181 139H184V141L185 140H187V141H185L186 143H184L183 141H181V139H179V137ZM189 136H194L193 138H191V137H189ZM202 136V137H201ZM251 136V137H250ZM8 137V138H7ZM22 138L23 140H21V141H18L20 138ZM27 137V138H26ZM57 139H56V138ZM159 137H162V140L161 139H159ZM206 137H208V138H206ZM256 137V138H255ZM2 138H7V139H2ZM26 140H25V139ZM40 138H41V143H39V145H37L38 144V142H40ZM42 138H43V140H42ZM47 138V139H46ZM48 138H51V139H48ZM56 139L57 141H54L55 143H57V144H51L52 142H53V140L54 139ZM63 138V139H62ZM189 138V139H188ZM198 138V139H197ZM202 138H205V139H202ZM243 138V139H242ZM248 138H249V140H250V142L248 143ZM251 138V139H250ZM12 139V140H11ZM31 139V140H30ZM45 139L46 140H52V141H45ZM214 139V140H213ZM247 141H246V140ZM253 139V140H252ZM31 141V144H34V143H36L35 145L37 146H35L36 147V149L34 148V145H31L30 146V141ZM209 141V142H212L211 144H207V143H209V142H207L206 143V141ZM251 140H252V142H251ZM15 141V142H14ZM43 141H44V143H43ZM144 141V142H143ZM173 141H175V138H173ZM179 141H180V143H179ZM191 141V142H190ZM241 141H245L244 142V146H243V142H241ZM17 142V143H16ZM29 142V143H28ZM46 142H48V143H46ZM51 142V143H50ZM62 142H64V144L62 143ZM256 142H258V143H256ZM9 143H10V145H9ZM19 143V146L17 145ZM28 143V144H27ZM51 144L52 146H50V147H48V144ZM60 143H62L63 144V146L60 144ZM159 143H157L158 145H159ZM197 143V144H198ZM261 143V145L263 146V148H262V146L261 145H259ZM24 144H26L25 146H22L21 147V145H24ZM42 144V145H41ZM47 145L46 147L44 146V145ZM49 144V145H50ZM58 144H60L61 146H57ZM142 144V145H141ZM155 144V147L157 146L158 148H159V146L158 145H156V143H154ZM160 144V145H161ZM184 145V144H186V146H181V145ZM247 144V145H246ZM9 145V146H8ZM40 145L41 146H43L42 148L40 147ZM53 145L54 146H56V147H53ZM137 145V146H138ZM179 145H180V147H179ZM246 145V146H245ZM253 145V146H252ZM257 145V146H256ZM18 146V147H17ZM65 146V147H64ZM162 146H164V144L163 145H161V147ZM187 146H191L192 147V149H191V147H189V149H185V148H183V147H187ZM248 146V147H247ZM254 146H255V149H260L261 151H258V149L255 151L253 148H254ZM262 148H260V147ZM2 147H3V149H2ZM11 147H14L13 149H16V151L17 150H19V151H17L18 152V154L16 153V151L14 152V151H12L13 149L11 148ZM28 147H31L32 148V150L30 149V148H27ZM45 147V148H44ZM58 147V148H57ZM63 147V148H62ZM177 147V148H176ZM194 147H196V148H194ZM198 147V148H197ZM240 149H239V148ZM257 147V148H256ZM11 148V149H10ZM60 148H62V149H64L66 152H69L70 151V149L69 148H72L71 149V152H69V154L68 153H66L64 150V153H63V151H60ZM164 148L166 149V147L164 146ZM194 148V149H193ZM220 148V149H219ZM245 148L248 150L249 148H250V152H252L253 150H254V152H253V154H252V156L254 155V153L255 152H257V153H255L256 155L257 154H259V156L257 155H255V156H253V157H251L250 155H251V153L249 152V151H246L245 150ZM22 149V150H21ZM26 149V150H25ZM33 149H35V150H33ZM38 149V150H37ZM51 149V150H50ZM123 149V150H122ZM122 149H120L119 151H120V155L121 156H123V157H128V158H130L131 157V155H129L128 153H125V152H130L131 150L129 149V148H126V150L127 151H125L124 152V150H125V148H122ZM157 149V148H156ZM165 149H163V148H161V150H162V152H164V150ZM238 149V152L236 151H234V150H237ZM245 150L244 151V153L243 152H241L242 150ZM25 150V151H24ZM48 150H49V152H48ZM60 151V152H62V154L64 155L65 154V156H67L66 158L65 157H62V155H58V152H56V151ZM68 150V151H67ZM130 150V151H129ZM158 150V149H157ZM159 150H160V148H159ZM181 150V151H180ZM219 150H223V152H224V154H226V155H224L223 154V152L221 151H219ZM31 151H35L36 152V154H39V155H41L42 153L44 154L43 156L41 155V157H43L44 158V160L46 161V162H43L42 161V159L40 158V156L39 155H35V152H31ZM44 151V152H43ZM51 151H54L53 153L51 152ZM183 151V152H182ZM194 151V152H195ZM25 152L27 153V154H25ZM41 152V153H40ZM56 152V153H55ZM59 152V154H61ZM132 152V151H131ZM131 152H130V154H131ZM159 152H161V151H159ZM171 152V151H170ZM171 152V153H172ZM240 152V154H239V157H240V159H239V161L241 162H238V160L237 161H235L236 159H238L239 157L237 156V154ZM248 152V153H247ZM259 152V153H258ZM14 153H16V155H17V157L15 156V154ZM20 153V154H19ZM48 153H49V155H48ZM71 153V154H70ZM124 153V154H123ZM169 153V152H168ZM177 153V154H176ZM181 153V154H180ZM229 153V154H228ZM235 153H237V154H235ZM247 153V154H246ZM260 153H262V155L260 156ZM22 154V155H21ZM24 154V155H23ZM30 154V155H29ZM32 154V155H31ZM66 154H68V155H66ZM128 154V155H127ZM191 154V155H190ZM194 154H197V153H194ZM219 154H221V155H219ZM243 154H245V155H243ZM0 155V156H1ZM18 155H20V156H18ZM55 155H58V157L57 156H55ZM125 155V156H124ZM173 155L174 156H176V157H173ZM178 155V156H177ZM185 155H187V156H185ZM243 155V156H242ZM16 158H15V157ZM22 156V157H21ZM27 156V158L26 159H29V160H26L25 159V157ZM28 156L30 157V158H28ZM34 156V157H33ZM36 156H38L37 158L38 159H40V161H42L41 163V168H36V171H37V176H38V178H30V177H28V173H27V171H26V173H27V175L25 174V173H23V172H25V169H28V167L32 164H30V162H28V161H34L35 159H36ZM172 156V157H171ZM183 156H185V157H183ZM225 156V157H224ZM227 156V157H226ZM10 157V158H9ZM20 157V158H19ZM71 157V158H70ZM122 157V158H123ZM133 157V156H132ZM230 157H232V158H235V160L234 159H230ZM249 157V158H248ZM15 160H14V159ZM35 158V159H34ZM58 158V159H57ZM61 158V159H60ZM69 158H70V161H62V159L64 160H69ZM126 159L125 160V158H124V161L122 162V164L123 165H127V166H129L130 168H132V166H134V168L136 167V169H132L133 170V172L132 173H134V170H135V172H137V171H142L141 173H143V172H145V174H142V175H146V170L147 169H149V168H151L152 169V166H153V162H152V164H151V162H150V164L149 165H151V166H149L148 165V163L147 162H149V161H147V159L146 160H141V158H139L140 159V161H138L139 159H136L137 157H134V159H136V161H134V159L133 158H131V159H133L132 161L134 162V163H132V162H130V163H132V164H137L138 163V166L136 165H132V166H130V163H128L127 161L128 160H130V159ZM229 159L230 160V162H232V161H234V163H235V165H234V163H228V161H224V160H227V159ZM250 159L249 161L248 160H246V159ZM254 158V159H253ZM10 159H12V160H10ZM142 159H145V158H142ZM175 159V160H174ZM189 159V160H188ZM253 159V160H252ZM256 159H258V160H256ZM2 160H4V161H2ZM48 160H50L49 162H47ZM56 160V161H55ZM123 160V159H122ZM121 160V161H122ZM149 160V159H148ZM243 160H246V161H244L245 162V164H244V162H243ZM255 160V161H254ZM26 161V162H25ZM60 163H59V162ZM131 161V160H130ZM143 161H144V163L146 162L147 163V165H145L144 163H143ZM151 161V160H150ZM252 161L253 162H255V163H252ZM263 161H264V159H263ZM262 161V162H263ZM20 162H22L23 164L21 165L20 164ZM25 162V163H24ZM51 162V163H50ZM62 162H66V163H68V164H70L71 166H68V169L67 170H65V171H59V169H57L58 167H59V165H57V164H61ZM125 162V163H124ZM140 162V163H139ZM248 162H251L252 163V165L250 164L249 165V163ZM257 162H258V164H257ZM16 163V164H15ZM17 163H19V164H17ZM44 163H47V165L46 164H44ZM55 163V164H54ZM57 163V164H56ZM121 163V162H120ZM128 163V164H127ZM187 163V162H186ZM248 163V164H247ZM1 164H0V168H4L3 167V165L1 166ZM54 166V167H52V165ZM64 164V163H63ZM140 164H142V165H140ZM232 164V165H231ZM242 164H244V165H242ZM253 164H254V166H253ZM73 165V166H72ZM140 165V166H139ZM167 165H168V167H167ZM239 165V166H238ZM240 165H241V167H240ZM246 165V166H245ZM40 166V165H39ZM44 166V167H43ZM56 166V167H55ZM142 166H144V167H142ZM145 166H148V168L147 169H144L145 168ZM190 165H188L187 164V167L186 168H188ZM236 167V166H238V167H236V168H238L239 170V172L238 173H243L244 174V176H245V178L243 177V174L241 175V174H238V177H236L235 179L237 180V182L236 181H234L235 179L234 178H232V180H233V182L232 181H230V180H228V178H229V175H228V169H230V168H228V169H226L227 167ZM244 166V167H243ZM248 166H251V170H250V168L248 167ZM257 167V169H256V167ZM5 167H6V165H5ZM71 167H73L72 169H69V168H71ZM138 167V168H137ZM139 167L141 168H143L144 170H142V169H140V170H138L139 169ZM182 167V166H181ZM243 167V168H242ZM247 167V168H246ZM252 167H253V169H252ZM179 169V171H176V170H178ZM182 169V168H181ZM210 169L212 170V171H210ZM246 169V170H245ZM39 170V171H38ZM51 170V171H50ZM52 170H54V171H52ZM224 170V171H223ZM248 170V171H247ZM254 170H256V172L254 171ZM42 171V172H41ZM48 171V172H47ZM166 171V170H165ZM180 171H183V173L181 172L180 173ZM245 173H244V172ZM246 171H247V173H246ZM11 172V173H10ZM38 172L40 173V174H38ZM62 172V173H61ZM75 172V171H74ZM129 172H131V169H130V171ZM150 172V170H148V175H146V176H151L150 178L152 179V177H154L152 174H150L149 173ZM172 172V173H171ZM226 172V173H225ZM14 173V175H12ZM48 173V175H46V176H44L45 174H47ZM49 173H51L50 175H49ZM54 173H55V175H54ZM140 173V174H141ZM180 173V174H179ZM20 174V175H19ZM43 174V175H42ZM183 174L185 175V178H184V176H183ZM215 174V173H214ZM246 174L247 175H250L249 177L247 176L246 177ZM54 177H53V176ZM140 176L139 175V177L138 178H140V177H146V176ZM182 175V176H181ZM202 175H205V174H202ZM39 176L41 177V176H43V177H41V178H39ZM53 177V179L51 180L50 179V177ZM55 176H56V178H55ZM132 174H131V178H132ZM134 176H136V175H134ZM133 176V177H134ZM210 176V177H209ZM242 176V177H241ZM137 177V176H136ZM173 177L175 178V180L173 179ZM180 178V179H177V178ZM183 177V178H182ZM10 178H12V179H10ZM28 178L30 179V180H28ZM62 180H61V179ZM129 178L130 180H128V178H125L127 181H129V182H131V183H133L134 185H138V183H135V177L134 178ZM149 178V177H148ZM155 179L157 178V177H154ZM166 178V179H165ZM169 178H172V181L174 180L175 182H177V180H180L182 183H181V185H182V187H184L183 189H179V188H181V187H178L177 189H179V190H177V189H174V190H177V191H175V192H181V193H179L180 195L178 196V195H176V193H173L174 192V190H173V188H174V185H172L173 186V188H172V190H170V188L169 187H167L166 188V186H168V184H167V180L169 179ZM251 179V181H250V184H249V182H248V179ZM22 179H27V180H25L26 182H24V180H22ZM36 179V180H35ZM38 179H40V181L38 180ZM58 179V180H57ZM64 179H67L66 181L64 180ZM141 179V178H140ZM145 179H147V178H144V180ZM151 179H149L150 181H152ZM154 179V180H155ZM183 181H182V180ZM206 179H211V180H206ZM229 179H231V178H229ZM244 179L246 180V182H248V184L246 183V182H244ZM259 179V181H257V180ZM10 180H13V182H11ZM64 180V181H63ZM126 180H119V181H121V182H119L118 181V179H117V181H116V184H118V182L120 183L118 186H120V185H122L123 186V184H125V185H129V182H127V183H124V181L126 182ZM141 180H143V179H141ZM141 181V183L142 182H144V183H142L143 184V186L144 185H146L145 183L147 182V183H149L148 182V180H145V181ZM160 180H161V182H160ZM171 180V179H170ZM169 180V181H170ZM219 180V181H218ZM221 180H223V181H221ZM43 181V182H42ZM137 181H140L139 179L137 180ZM136 181V182H137ZM164 181H165V184H167L166 186H165V184H160L161 186H159V183H164ZM168 181V183H170ZM212 181H217L219 184L220 183H224V184H221V185H223V187H224V185L225 186H227V187H225V188H222V187H220V188H222V189H220V190H224L225 191V193H230L231 195H229V197H228V195L227 196H224V195H226L225 193H223L222 194V192H224V191H221L220 192V190L218 189L219 188V186H216L215 184H217L216 182H212ZM242 181V182H241ZM10 182L11 183H13V184H10ZM56 182V183H55ZM63 184H62V183ZM158 182V183H157ZM225 182H229L230 184H227V183H225ZM252 182V183H251ZM262 182V183H261ZM9 183V184H8ZM33 183V184H32ZM41 183H43V184H41ZM71 184V186H68L67 184ZM215 183V184H214ZM239 183V184H238ZM69 184V185H70ZM173 184H174V182H173ZM185 186L186 185H188V183L185 181ZM199 184H197L198 186H200ZM208 184V185H209ZM234 184V185H233ZM241 184V186H240V189H241V191L240 190H238L237 188H238V186ZM245 184H247V186H244ZM130 185H132V184H130ZM133 185V187H135ZM211 185V184H210ZM263 185V187H261ZM67 186V187H66ZM117 186V190H119V191H117L118 193H124L125 192V195H124V197L122 196L123 194H118L119 195V201L118 202H120V200L122 201V202H120V203H118V205H120V204H122V203H124V204H127V205H130V203H129V201H130V197L132 196L133 198H134V203L133 204H131L130 206L132 207V206H137V204H136V202L138 203V204H142V205H140L139 207L137 206V208L136 207H134L132 210L130 209V208H128V207H130V206H128V207H126V206H121L122 207V209H117L116 211L117 212H115L116 214H122V213H120L122 210L124 211L125 209H123V207L124 208H126V209H130V211L129 210H125V213L126 214H128L129 212V214H133L134 215V213L136 212L135 211V209H140V208H142L143 210H146L147 211V209L148 210H151V208L149 207L150 205H151V203H150V198H151V196H153V194H154V192H153V194H150V193H152V190L151 189H149V191L148 190H146L147 189V187L146 186H142L143 187V189L142 190H146L147 192H149V193H145L146 191H143L144 193H143V195H142V193H141V195H139L138 193H140V192H138V191H136V192H133L132 190H133V187H132V189L131 190H129L128 189V187H130V186H123V188L124 187H126V188H124L125 190H122L123 188H121V186L120 187H118ZM159 186V187H158ZM170 187H171V185H169ZM235 186V187H234ZM237 186V187H236ZM242 186H244V187H246V188H248V192H246V191H244V188H243V190H242ZM37 187L39 188V189H37ZM74 189H73V188ZM163 187V188H162ZM217 187V188H216ZM230 187H232V188H230ZM55 188V189H54ZM65 188V189H64ZM118 188H120V189H118ZM203 190V192L200 190ZM228 188H230V190L232 191V192H234V194H232V192L231 191H229L228 192ZM245 188V189H246ZM23 189V191H20V190H22ZM135 190H136V188H134ZM163 189H166L165 190V193H166V196H164L165 194H164V190ZM232 189H234V190H232ZM43 190V191H42ZM72 190H74V191H72ZM122 190V191H121ZM128 190V191H127ZM210 190V191H209ZM236 190H238L239 192H237V193H235L236 192ZM39 191V192H38ZM51 193H50V192ZM60 191V192H59ZM64 191V192H63ZM131 191V192H130ZM216 191V192H215ZM217 191H219V192H217ZM243 191H244V193H243ZM53 192V193H52ZM128 192V193H127ZM133 192V193H132ZM138 192V193H137ZM169 192H170V194H169ZM215 192V193H214ZM240 192H242V193H240ZM130 193H132V195L130 194ZM177 193V194H178ZM215 194V195H221V196H219V197H228V201L225 199V198H216L217 196H214V195H212V194ZM219 193V194H218ZM247 193H250V194H248L247 195ZM46 194H49V196L47 195L46 196ZM54 194V195H53ZM128 194V195H127ZM144 194H146V195H144ZM173 194H175L176 195V197H174L175 195H173ZM184 194V195H183ZM41 195H43V197L41 196ZM131 195V196H130ZM142 196L144 199H145V197H146V201L144 200V199H142V198H140L139 196ZM149 195H151V196H149ZM210 195V196H209ZM240 195V196H241ZM253 196L254 197V199H251V198H253V197H249V196ZM254 195H256V198H255V196ZM78 196V195H77ZM76 196V197H77ZM145 196V197H144ZM167 196H169L168 198H170V197H172L171 199H170V201H169V199H167ZM178 196V197H177ZM197 196V197H196ZM204 196V197H203ZM207 196V197H206ZM235 196H237L238 198H236L235 199ZM125 197H127V198H125ZM164 197V198H163ZM180 197V198H179ZM199 197V199H197V200H200V199H202V200H200V203H199V201H197L196 200V198H198ZM232 197H234V198H232ZM258 197V198H257ZM262 197H263V199H262ZM45 198V199H44ZM54 198H55V200H54ZM123 198V199H122ZM175 198V199H174ZM176 198H178L179 199V203H181V205L180 206H177V205H175L174 203H177V202H175L177 199ZM204 198H206V199H204ZM209 198H211V199H209ZM216 198V199H215ZM10 199V200H9ZM49 201V202H47V200ZM126 199V200H125ZM141 200L140 202H138V200ZM165 201H164V200ZM217 199H222L220 202L219 201H216ZM230 199H231V202L233 203V204H228V203H231L230 202ZM12 200V201H11ZM29 200V201H28ZM125 202H124V201ZM129 200V201H128ZM171 200L173 201V202H171ZM210 200H212V201H210ZM223 200H225L224 202H223ZM233 200H236V201H233ZM237 200H239L240 202H242V203H239V201H237ZM26 201H28V202H26ZM52 201H54V202H52ZM193 201H195V203L194 204H196V203H199V204H196V205H191V203H193ZM204 201V202H203ZM215 201V202H214ZM259 201H260V199H259ZM259 202V203H262V202ZM23 202V203H22ZM32 202H34L35 204H36V207L37 206H39V208L37 207V210H39V209H41L40 211H42V212H40V211H37V212H40V213H37L36 215H38V216H36V217H39L38 219L36 218V217H32V215L31 214H33L32 213V209H30L31 208V203ZM126 202H128V203H126ZM142 202H145V204L144 203H142ZM167 202L168 203H172L174 206H177V207H180V208H177V210H179V211H181V212H177L176 211V207H174V208H172L173 207V205L172 204H167ZM225 202H226V204H225ZM28 203H30V204H28ZM38 203V204H37ZM202 203V204H201ZM205 203H207V204H205ZM210 203V204H209ZM217 203H220V204H217ZM236 203V205L235 206H237V208L234 210V208L235 207H231V205H234ZM237 203H238V205H237ZM11 204H12V206H14V207H16L18 210H17V213H16V216L15 215H12V214H15V212H13L12 211V206H11ZM21 204H22V208H21ZM144 204V205H143ZM148 204V205H147ZM167 205V208L168 209H170V210H172V211H170V212H168V209H166V210H164L163 208H166V205ZM226 206H225V205ZM28 205H30V206H28ZM148 206V208L146 207V206ZM168 205H170V206H168ZM206 205V206H205ZM212 205V206H211ZM215 205H220V210H216V212L214 211V209H218L217 207H215ZM223 205H224V207L225 208H227V210H230V211H228V213L229 214H226L227 212L225 211V208L223 207ZM241 205V206H240ZM263 205V204H262ZM6 206L8 207V209H6ZM145 206V207H144ZM172 206V207H171ZM194 206V207H193ZM5 207V208H4ZM223 207V208H222ZM23 208H26V210L25 209H23ZM119 208H120V206H119ZM20 209L22 210V214H20L19 213V211H20ZM224 209V210H223ZM7 210V211H6ZM44 210H46V213H44L45 211ZM55 210V211H54ZM137 210V211H138ZM2 211H0V215H3L2 214ZM30 211H31V213H30ZM48 211V212H47ZM119 211V212H118ZM122 211V212H123ZM128 213H127V212ZM167 211V212H166ZM208 211V212H207ZM217 211H220V212H217ZM226 213H225V212ZM233 211H235V214H237V215H235V214H232L233 213ZM54 215V214H57L58 215V217H57V215H55V216H53V215H51V213ZM148 212V211H147ZM195 212V213H194ZM203 212H204V215H203ZM231 212V213H230ZM237 212V213H236ZM10 213H12V214H10ZM42 213V215H44V216H41V215H39V214H41ZM125 213H123L124 215H125ZM170 213V214H169ZM193 214V218H192V214ZM207 213V214H206ZM223 213H225L224 215H223ZM49 214H50V216H49ZM60 214V215H59ZM167 214H169V215H167ZM186 214V216H184ZM191 214V217H189V216H187V215H190ZM198 214V215H197ZM201 214V215H200ZM20 215H22V216H20ZM28 215V216H27ZM124 215H122L123 217H124ZM178 215H180V216H178ZM183 215V216H182ZM20 216V217H19ZM114 216H115V218H114ZM167 217V221H165L164 219ZM169 216V217H168ZM205 217V218H202V217ZM215 216V217H214ZM234 216L236 217V218H234ZM30 217V218H29ZM40 217H42V218H40ZM48 217H50V219L48 218ZM58 218V220L59 221H54V218ZM110 217H113L112 219H111V223H113L115 220H117V218L119 219V218H121V216L120 215H115V214H112V216H110ZM149 217H151V215L149 214ZM201 217V218H200ZM209 217H210V219H209ZM218 217H221V218H218ZM19 220H18V219ZM33 218H35V219H33ZM45 218V219H44ZM185 218H187V219H185ZM190 218H192V219H190ZM213 218V219H212ZM227 218V219H226ZM22 219H24V220H22ZM26 219V220H25ZM43 219V220H42ZM53 219V220H52ZM164 220V222L162 221V220ZM170 219H172V221H176V223H178V224H176V223H173V222H171V224L173 223V224H175V225H171L169 222L171 221ZM189 219V220H188ZM199 219V220H198ZM209 219V220H208ZM220 219H224L223 221H225L226 222V224L228 223L229 224V221L227 222V220H230V225H229V227H231V228H227V226H228V224L226 225L224 222L222 223L221 221H220ZM235 219V221L233 222V220ZM240 219V221H242V223L241 222H237V220H239ZM256 219V220H255ZM28 220V222H26ZM29 220H31V221H29ZM36 220H38V221H40L41 223H45V222H47L48 220H52L53 222H55V223H57V224H53V222L51 221H49L52 225H53V227L52 228H50V226H52L51 224H49V223H45V224H47V230H49V232H47L46 233V235L44 236V237H48L47 235H49V237H50V240L48 239L47 240V238H45V239H43V245H41V243H35L34 241H36L39 237H41L40 235H39V231H37V230H30V229H33V228H35V227H37V229L38 230H40V227H41V223L40 222H38V221H36ZM43 222H42V221ZM62 220V221H61ZM66 221L67 220H69V222L67 221H65L66 222V224H68V225H70V224H74V225H77V224H80L82 227H87V224H86V222L84 223V224H86V225H84V224H82L83 222H84V220H82V222H81V220H79L78 222L79 223H77V222H75V221H73L72 219H71V221H70V219L69 218H67V219H65ZM112 220H114L113 222H112ZM168 220H170V221H168ZM194 220H195V222H194ZM196 220H198L197 222H196ZM209 222H208V221ZM6 221H8V222H6ZM25 221V222H24ZM153 221V220H152ZM206 221V222H205ZM211 221H215V223L216 224H212V222ZM6 222V223H5ZM13 222H14V224H13ZM21 222H23V223H21ZM34 222H36V223H34ZM73 222V223H72ZM117 222H119L120 223V221H116L115 223H113V224H111V225H113L112 227L113 228H117ZM159 222V221H158ZM163 222V223H162ZM219 222H221V223H219ZM231 222H233L232 224H231ZM244 222H246V224L244 223ZM27 224V223H29L28 225H25V224ZM38 224V225H31V224ZM59 223V224H58ZM181 223V225H179ZM200 225H199V224ZM203 223H205V224H203ZM218 223H219V225H218ZM241 223V224H240ZM20 224V225H19ZM23 224V225H22ZM49 224V225H48ZM116 224V225H115ZM199 225V227H201V228H198V226H196V225ZM212 225V226H210V225ZM224 225V228H222L223 227V225ZM245 224V225H244ZM30 225V226H29ZM56 225V226H55ZM58 225V226H57ZM179 226V227H177V229H174L176 226ZM188 225V226H187ZM203 225V226H202ZM218 226V228H217V226ZM226 225V226H225ZM233 225V226H232ZM239 225H242V226H240L239 227V229L237 228ZM20 228H19V227ZM27 226V227H26ZM35 226V227H34ZM40 226V227H39ZM73 226V225H72ZM169 226H170V228H169ZM173 228H172V227ZM204 226H206V227H204ZM210 226V227H209ZM221 226V227H220ZM237 226V227H236ZM255 226V227H254ZM10 227H12V228H10ZM16 227V228H15ZM22 227V228H21ZM24 227H26V228H28L29 227V229L28 230H30L29 231V233H28V230L26 231V229H23ZM32 227V228H31ZM74 228H77V227H80V226H73ZM82 227H80L79 229H83ZM20 229V230H17V229ZM69 228H72V227H68L67 229L68 230H71V231H67V233H69V235H70V233L72 232V231H78V232H80V233H73L72 232V236H73V234H76L77 236H83L84 235V232H82L83 234H81V231H85L86 232V228H84L83 230H77V229H69ZM155 228H157V229H155ZM167 228H169V229H171V230H169V229H167ZM185 228V229H184ZM197 228H198V230H197ZM202 228H205V229H203L202 230ZM213 228V227H212ZM235 228V229H234ZM12 231H11V230ZM36 229V228H35ZM86 229V230H85ZM207 229V230H208ZM233 229V230H232ZM17 230V231H16ZM24 230H25V232H24ZM51 230H53V231H51ZM179 230V231H180ZM201 230V231H200ZM235 230V231H234ZM241 230H243V231H241ZM244 230H246L247 231V233H246V231H244ZM251 230H253L252 232H251ZM5 231H8V232H5ZM20 231V232H19ZM37 231V232H36ZM168 231H170V232H168ZM199 231V232H198ZM219 231V232H220ZM227 231H228V235L226 236V237H224V235H226L227 234ZM239 231L241 232V234L239 233ZM14 232V233H13ZM19 232V233H18ZM24 232V234H20V233H23ZM34 232H36V233H34ZM125 232V231H124ZM124 232H122L120 235H119V237H118V241L121 239V238H123V235L125 236L126 234H124ZM158 232V233H157ZM16 233H18L19 235H17ZM49 233H52V234H49ZM126 233V232H125ZM173 233V235H175ZM191 233H193V234H191ZM230 233V234H229ZM244 233H245V235H244ZM14 234H16V235H14ZM32 234V235H31ZM156 234V235H155ZM168 234V235H167ZM235 234V235H234ZM23 237H25V238H23ZM28 235H30L31 237H33V240H32V242L34 243H32V242H30L31 243V245L29 244V241L27 240V239H32L30 236L28 237ZM33 235H35V237L37 238H34V236ZM54 235V236H53ZM187 235H190V236H192V239H191V241L189 240L190 239V237L189 236H187ZM232 237H231V236ZM244 235V236H243ZM222 236H223V238H222ZM236 236H239L238 238H236ZM242 236H243V239H244V237H245V239L243 240L244 241V244H242L243 243V241L241 240L242 239ZM20 237V238H19ZM48 237V238H49ZM71 237V236H70ZM157 237V238H156ZM189 237V238H188ZM227 237H229V238H233V239H231V240H229L228 241V239H226ZM241 237V239H239ZM246 237H248V238H246ZM43 238V237H42ZM73 238L74 239H77L78 237H75V236H73ZM73 238H70L69 240H71V241H73L72 239ZM14 239H15V241H14ZM18 239H20V241L18 240ZM21 239H22V242L23 243H21ZM124 239V238H123ZM185 239H187V241L188 242H186V240ZM223 239H225V240H223ZM239 239V240H238ZM12 240V241H11ZM45 240V241H44ZM173 240V242L174 243H172L171 241ZM155 241H157L156 243H155ZM235 242V243H232V242ZM168 242H170V246L167 244ZM182 242V243H181ZM240 242V243H239ZM12 243V244H11ZM15 243H17V244H15ZM24 243H25V245H24ZM155 243V244H154ZM157 243V244H158ZM179 243H181V244H183V245H185V246H187L186 248L185 247H183V245H179ZM185 243V244H184ZM219 243H220V241H219ZM27 244V245H26ZM28 244L30 245V248H28L27 246H28ZM172 244H176L175 246H182V247H178L179 249V251H176L177 249L175 248V246L174 245H172ZM193 244V245H192ZM17 245V246H16ZM23 245V247L22 248H20L21 246ZM190 245H192V246H190ZM161 247H163V245H160ZM159 246V244H158V247H160ZM174 246V247H173ZM238 246V247H237ZM240 246V247H239ZM241 246H243V247H241ZM46 247V248H45ZM52 247V246H51ZM160 247V248H161ZM191 247V249H193V250H195V251H192L191 252V250L189 251V248ZM193 247V248H192ZM23 248H24V251H25V253H27L26 255H24L23 254ZM141 248V247H140ZM160 248H158V249H155V248H153V249H155V250H153V249H151L150 250V252H149V254H151V251H153L152 253L153 254H155V255H153V254H151V255H149L148 253H146L148 250H146V251H142V249H144V248H142V249H138V250H136V252L137 253H135L136 255L135 256H137L136 257V259H139L141 256H138V255H142L141 254V252H145L144 254H148V255H144L145 257L144 258H146V259H144V258H140L139 260H141V259H143V260H141L142 262H140L139 263V260H137L138 261V263L139 264H142L143 262V264H146V263H150L151 264V262H154V263H152V264H162V260H165L164 259V257L162 256L161 257V255H163V254H161L160 252H162V251H166V249L164 250H161ZM172 248H174L175 249V253H173V251H174V249H173V251H171L172 250ZM183 249V250H185L186 249V251H187V249H188V251L190 252H185V253H182L181 252V249ZM28 249H29V251L30 250H35L36 249V252H32V251H30V252H28ZM46 249V250H45ZM50 249H54V248H50ZM160 249V250H159ZM15 250V251H14ZM18 250V251H17ZM145 250V249H144ZM156 250H158L157 252H155ZM48 251H51V252H48ZM140 251V252H139ZM236 251L239 253V255H237L238 253H236ZM32 252V253H31ZM56 252V253H55ZM178 252V253H177ZM184 252V251H183ZM194 252H197V254H195ZM35 253V254H34ZM40 253H41V255H40ZM47 253V254H46ZM159 254V255H157V254ZM32 254H34V255H32ZM37 254H38V256L39 257H41L42 255V257H41V260L40 259H38L39 257L37 256ZM178 254H180L181 256H183V255H187L188 257H186L185 258V256L184 257H180V259H179V256H178ZM175 255L177 256V259L178 260H176V257H175ZM29 256H31V258L29 257ZM148 258H147V257ZM154 257V258H156V260H157V258H159V260H157V261H154V259L152 258V257ZM157 256V257H156ZM195 256H197V257H195ZM240 256V257H239ZM35 257V258H34ZM209 257V256H208ZM217 258V262H216V258ZM34 258V259H33ZM150 258H152L151 259V262H148L149 261V259ZM215 258V259H214ZM220 258H224V260H221ZM239 258H241V259H239ZM35 259H37V260H35ZM161 259V260H160ZM194 259V260H193ZM199 259V260H198ZM212 259V260H211ZM2 260V261H1ZM0 260V264H3L2 262H3V259H1ZM21 260V261H22ZM39 260V262H36V261H38ZM68 260V259H67ZM67 260H65V262H67V263H69ZM147 262H146V261ZM167 260V259H166ZM165 260V261H166ZM189 260V261H188ZM222 262H221V261ZM42 261V262H43ZM158 261H160V262H158ZM162 261V262H161ZM184 261H188V263L186 262H184ZM242 261V262H241ZM30 262V261H29ZM46 262V263H45ZM146 262V263H145ZM198 262V263H197ZM208 262V264H210ZM22 263V262H21ZM20 263V264H21ZM50 263H48V264H50ZM167 262H164L163 264H166ZM172 263H170V264H172ZM235 263V264H236ZM13 264V263H12Z\"/></svg>",
	"mask_w": 264,
	"mask_h": 264
}]
</instances>
